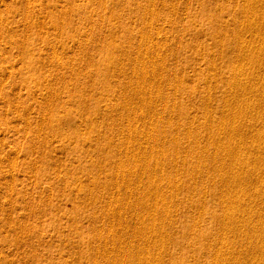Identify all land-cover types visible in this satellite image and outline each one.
Wrapping results in <instances>:
<instances>
[{"label":"rangeland","instance_id":"1","mask_svg":"<svg viewBox=\"0 0 264 264\" xmlns=\"http://www.w3.org/2000/svg\"><path fill=\"white\" fill-rule=\"evenodd\" d=\"M96 1H98V2H96ZM160 1L161 0H148V1L147 0H104V3H103V0L102 1L101 0H0V264H101L102 262H103L102 264H109L110 262H111L110 264H116L117 262L119 264V261H120V264H122V262H124L123 264H128V263L129 264H134V263L135 264L136 263L137 264H147V263L149 264L150 262H152L153 264H159L160 262L162 264H165V263L166 264H174V263H176V264H211V262H212V264H213V263L218 262V260H223L225 258V256H227V254H228V256H227L228 258L224 259V262L222 264H228L229 261H232L229 264H233L235 261L236 262L238 261L239 262V263L237 262L238 264H247V263L250 264V262H251V264L252 263L254 264L256 261H259L258 260L259 258L261 259L264 257V250L262 249V246H261V243L264 242L263 241L264 240L263 239V237H264V235H263V233H264V231H263L264 230V226H263L264 225L263 224V221H264V210H263L264 209V206H263L264 205V191H263L264 190V187H263L264 183L262 186V182L264 181V171H262V169L264 170V157L262 158V152L264 151V150H262L264 148V146L262 145L264 142V140H263L264 139V137H263L264 132H260V131H264V130H262V128H260V127L264 126V124H263L264 123L263 122L264 121V118H263V116H264L263 115L264 114V102H263L264 101V94H263L264 93V91H263V89H264L263 88L264 87L263 86L264 85V81H263L264 80V78H263L264 72L260 73V71H264V67H261L262 64H263L262 66H264V62H263L264 59L258 58L259 56H261V55L258 56V54L262 53L261 57H263V55H264V53L262 52V50L264 51V35H263L264 34V29H263L264 28V20L261 19L262 21H259L260 20L259 16L255 17L256 14L254 15L253 12H251L253 10L252 9L253 6L258 5L260 2L257 3L255 0H252V2H251V0H249V1L247 0V2L249 3L248 4L246 2V0H162L161 3H160ZM251 3H252V5H251ZM254 3L256 5H254ZM243 4H246V5L243 6ZM95 5H97V7ZM249 5L252 7H249ZM246 6H248V7H246ZM261 6H259V7H261ZM149 7H151V8H149ZM241 7L242 8L245 7V8L241 9ZM249 8H251L252 10L249 11L250 10ZM146 9L148 12L146 11ZM150 9H151V12H150ZM262 9L264 10V8H262ZM246 10H247V13H246ZM120 11H122V12L120 13ZM152 11L157 16H155L152 13ZM155 11H156V13H155ZM238 11H240V12H238ZM164 12H167V13H164ZM107 13H108V15H107ZM238 13H240V14H238ZM124 14H126V18H125ZM119 15H121V16H119ZM148 15H150V16H148ZM243 15H245V16L243 17ZM155 17H158V18H155ZM160 17H162V18H160ZM110 21H111V23H110ZM144 21H145V23H144ZM149 21L151 22L150 24H149ZM174 22H175V24H174ZM255 26H256V28H255ZM138 28H140V29H138ZM225 30H226V33H222L223 31L225 32ZM162 32L163 33L165 32V33L163 34ZM258 32H260V33H258ZM104 33H106V34L104 35ZM112 33H113V35H112ZM234 33H235V35H234ZM145 34L147 35V37L149 35L150 36L147 38ZM108 35H109V37H108ZM219 36H220V38L222 37L220 39L221 42L217 40ZM232 36H234L235 38L234 37L232 38ZM100 37H101V39H100ZM130 38H131V40H130ZM145 38H147L150 42L151 41L152 42L149 43V41H146L147 39L145 40ZM230 38H232V39H230ZM238 38L240 39V41L238 40ZM83 40H85V41H83ZM224 41H226V42H224ZM78 42L80 43V45ZM231 42H233L234 44L233 43L231 44ZM85 44H88L90 46H87ZM140 44H143V45H140ZM235 44L237 46L240 44L239 46L242 47V49L244 50V51L241 50V51H243V52H241L242 55H240V54L238 55L239 52L236 49L237 46H233ZM82 47H85V48H83V50H81ZM136 47H138L140 50L137 49ZM144 47H145V49L146 48H148V49L145 50ZM198 48H199V50H198ZM247 48H248V51H245ZM85 49H87V50H85ZM120 49H121V51H120ZM151 49H152V51H151ZM229 49L230 50L232 49V50L230 51ZM253 49H254V51H253ZM258 49L260 51H258ZM207 50H208V52H207ZM250 50L253 52H251ZM144 51H146L147 54ZM143 52H144V54H143ZM234 52L237 54H235ZM248 52H249V54L252 53L253 56H252V54H250V55L247 54ZM254 52H256V55L258 57L255 55ZM199 53L201 56L199 55ZM139 54H140V57H139ZM245 54L248 55L249 57L246 56ZM132 55L134 56V58L132 57V59H131L130 57ZM234 55H236V56H234ZM243 55H245L247 57V59L245 58V56L243 58ZM136 56L139 57L138 60H137ZM149 56H150V58H149ZM250 56H252L253 59L250 58ZM254 56H256L258 59H260V60H258L259 62H257V59ZM213 57H214V59H213ZM127 58H128V60H127ZM129 58H130V61H129ZM143 58H145L144 59L145 61L141 60ZM151 58H152V60H151ZM194 58L196 61L194 60ZM235 58H237V59H235ZM240 58L242 60H239ZM249 58H250V60H249ZM245 59L247 60V62L245 61ZM254 59H256V61ZM234 60H235V62H234ZM248 60L250 62H248ZM139 61H141V62H139ZM239 61H242L241 65L239 64L240 63ZM59 62H61V63H59ZM130 62L133 63L134 65H132ZM211 62L213 64V66L211 65ZM232 62H234L233 65H230V64H232ZM252 62H253V64H252ZM84 63H85V65H84ZM236 63H237V65H235ZM257 63H258V65H257ZM116 64H118V65H116ZM135 64L137 65V67ZM218 64H220V65H218ZM227 64H228V66H227ZM242 64H243V66H246V67H243ZM249 64L250 65L252 64L251 67L249 66ZM145 65H146V67H145ZM158 65H160V66H158ZM132 66H134L135 68H133ZM149 66H150V68L152 66H155L156 68L152 67L153 68V70H152V69L148 68ZM210 66H212L211 67L212 69L209 68ZM230 66H233V67L236 66L237 68L242 66L243 68H241V69L243 71L239 68L240 71H234L233 72L232 71L233 69H231ZM252 66L254 67V69ZM141 67H143L144 70ZM144 67L146 68V70ZM197 67H198V69H197ZM256 67L258 70L255 71ZM258 67H260V68H258ZM139 68L142 70L140 71ZM162 68L164 70H161ZM184 68H187V69H184ZM208 68H209V71H207ZM248 68L250 70H248ZM261 68H263V69L261 70ZM149 69L151 70V72ZM137 70L141 73H138ZM159 70L161 72H163L164 74H161V72ZM245 70H248L247 72L250 71V73L252 71V73L255 77H252L253 76L252 73L251 74L248 73L249 74L248 75ZM186 71H188V72H186ZM192 71L193 72L196 71V72L193 73ZM198 71H199V73H198ZM222 71H224V72H222ZM241 71L242 72L245 71L244 73H246V74H242ZM92 72H93V74H92ZM132 72H133V74H132ZM142 72H143V74H142ZM145 72L147 74H145ZM152 72L154 73V75H152L153 74ZM200 72H202V73H200ZM239 72H240V74H238ZM256 72H259V73H256ZM129 73H131V74H129ZM134 73H135V75L137 73V76L139 74L142 75L143 79H142V77H140V75L137 78V76H135ZM155 73H158V74H155ZM216 73H218L219 75L217 76ZM231 74H232V76H231ZM257 74L261 75V76H257ZM155 75H156V77H155ZM158 75H159V77H158ZM163 75H165V77ZM178 75H179V77H178ZM236 75L240 76L241 78L237 77ZM242 75H244V76H242ZM161 76H162V78H161ZM170 76H172V77H170ZM245 76H246V78H244ZM248 76H250V77H248ZM146 77H147V79H145ZM149 77L153 81H151ZM153 77H154V79H152ZM214 77L215 78L219 77V78L215 79ZM247 77L249 79L252 78V80H249ZM256 77H258V78H256ZM261 77L263 79H260V81L262 80L260 82L258 80ZM131 78L133 80H135L137 78V80L132 82L133 80ZM140 78H141V80H140ZM164 78H165V80H164ZM173 78H174V80H173ZM179 78H181V79H179ZM184 78H186V79H184ZM190 78L192 80H190ZM238 79L244 80V81H242L243 83L238 81ZM154 80H155V83H154ZM176 80H177V82H176ZM245 80H247V81H245ZM248 80H249V82H248ZM141 81L143 84L141 83ZM208 81L210 83H212L214 81V83H215V85L213 83L214 87L210 86L211 84ZM122 82H124V84ZM135 82H137V84ZM147 82H148V84L150 82L151 83L153 82L152 85L156 84L157 89L155 88L154 85L152 87L151 83L148 85ZM247 82L249 84L252 83L253 85L252 84L251 85L253 87H250L249 84L247 85L248 86L247 87L246 86ZM255 82L257 84H260V85H257ZM126 83H127V85H126ZM139 83H141V84L139 85ZM205 83H206V87H205ZM207 83H208V85H207ZM216 83L218 86L216 85ZM233 83L235 85H237V87L239 86L238 87L239 89L236 86H234ZM132 84L137 85L139 87L140 86H143V87H141L140 91H139V89H138L139 87L134 86ZM144 84H145V87H144ZM146 84H147V86H146ZM255 84L258 87L260 86L262 91H260V87L258 89ZM128 86L129 87L131 86V87L129 88ZM132 86H134V87H132ZM149 86H151V87L146 88ZM177 87H179V88H177ZM225 87H227V89ZM243 87L244 88L246 87L248 89H246V88L244 89ZM251 88L253 90H251ZM122 89H125V90H122ZM126 89H128V92ZM137 89H138V91H137ZM141 89L143 91H141ZM145 89L147 91H145ZM199 89H200V92H199ZM232 89H233V91H232ZM234 89H236L237 91ZM254 89H257V90H254ZM148 90H150V92H148ZM144 91L147 92L146 93L147 97L145 96L146 94ZM158 91L161 93H158ZM238 91H239V94H238ZM248 91H250V92H248ZM259 91L262 93H260ZM122 92H123V94H126V95L121 94ZM129 92H132L135 95L137 93L138 94L135 96L134 94L129 93ZM191 92H192V94H191ZM251 92L253 94L255 93V95L252 96L253 94H251ZM150 93H151V95L154 96L153 98L150 95ZM206 93H208V94H206ZM246 93H248V94L246 95ZM249 93L251 96L249 95ZM127 94H128V96H130L132 94L134 97L132 98L131 97L132 95H131L128 98ZM185 94H186V96H185ZM226 94H228V95L225 96ZM116 95H118V96H116ZM124 96L125 97L127 96V98H124ZM137 96H138V98H137ZM163 96L166 97V99ZM148 97L151 98L150 101L146 100V99L149 100ZM242 97H246V98H242ZM109 98L111 100H109ZM122 98L124 100L126 99L125 102L126 101L127 102L125 103ZM135 98H136V100H135ZM213 98H214V100L210 101V99H213ZM223 98L225 99V101H223L224 100ZM203 99H204V101H203ZM226 99H227V101H226ZM247 99H248V102L251 103V105L248 104ZM262 99H263V101H262ZM129 100H131V101L129 102ZM132 100H135L136 102L134 101L132 103ZM142 100H143V102H142ZM156 100L159 102H156ZM160 100H161V102H160ZM164 100H166V104H165ZM112 101L115 104H113ZM115 101H117V103ZM122 101L124 104L121 103ZM138 101H139V103H138ZM151 101H153V102H151ZM255 101L257 104L256 106H255ZM140 102H142L141 103L142 105L140 104ZM145 102L147 103V105L150 104L152 106V104H153L154 107L152 108L151 106L148 105V108H147L146 107L147 105ZM148 102H150V103H148ZM154 102L156 105L154 104ZM224 102H226V103H224ZM229 102H230V105L228 104ZM240 102L244 105L248 104L249 107L246 106L247 110L252 108V111H251V109L249 110L250 112L247 110L244 111V109H246V108L243 107L244 105H238V104H240ZM252 102H254V103H252ZM260 102H261V104H260ZM105 103L108 106H106ZM170 103H171V105H170ZM173 103H174V105H173ZM220 103L222 105H219ZM245 103H247V104H245ZM139 104H140V109H142V110H140L138 108ZM176 104L178 106L180 105L179 107H177L180 110L175 107ZM118 105H120V106H118ZM126 105H128V106L126 107ZM157 105H158V108L156 107ZM205 105H206V107H205ZM253 105H254V107H253ZM222 106L225 108L228 107V110H227V108L224 110V108ZM230 106L233 107V109H231ZM132 107H133L134 111L131 110ZM150 107H151V110L148 111L150 109ZM241 107L244 108L243 111H241V109H242ZM171 108H172V110H170ZM124 109L126 110L125 112L123 111ZM143 109L146 112H144ZM166 109L169 111H167V112L164 111ZM183 109H184V111H182ZM208 109L210 110V112L207 113L206 110L208 111ZM221 109L224 110L225 112L222 111ZM114 110H116V112ZM185 110H187V112L189 113L188 115H190L192 117L188 116ZM238 110H239V112H238ZM118 111L121 115H119ZM122 111L124 113H121ZM131 111H133L134 114L131 113ZM176 111L178 113L179 112L180 113L176 114L177 113ZM202 111H204V112H202ZM126 112H127V114H125ZM137 112H139V114ZM148 112H150V114H148ZM230 112H232V113L237 112L238 114L236 113L237 114L236 115L233 113L234 116H236V117H234L232 115V113H230ZM128 113L132 116H130ZM143 113H144V115L147 116L148 119H145L146 116H143ZM151 113H152V115H151ZM223 113H225L226 115ZM229 113L232 116H229ZM239 113L241 115H239ZM202 114L207 118L206 120L204 119L205 117ZM221 114L224 115V116H222V119L226 118V121H227L228 118L230 117L229 120L232 119L233 122L230 120V123H229V120H228L227 121L228 123H227L225 121V119L222 120ZM257 114L261 115L262 117L260 116L261 117L260 118V117L256 116ZM110 115H113V116L111 117ZM134 115H135V118H133ZM149 115H150V117H148ZM155 115H157V117ZM168 115L171 118L167 117ZM122 116L124 118H122ZM153 116L156 118H154ZM158 116H159V118H158ZM210 116H211V119H209ZM239 116L241 118H239ZM106 117H108V119ZM125 117H128V119L133 118V120L129 119V123H128V119L126 118V121H125ZM194 117H196V119ZM251 117H252V119H250ZM253 117L256 119L258 118L259 120H263L262 121L263 123H261V121H260L259 125H258L257 124L258 120H255ZM113 118H115L114 121H116V122H113ZM120 118H122L123 120ZM136 118L139 119V121ZM197 118H199L198 119L199 121L197 120ZM140 119L141 120L143 119L144 121L142 120L140 122ZM178 119H180V120L178 121ZM208 119L210 120V123H212V124L209 123ZM148 120H150L149 124L152 123L149 126L153 127L152 128L153 131L148 126V124H145V123H148ZM185 120H187V121H185ZM193 120H194V122H193ZM195 120L198 121L199 124L197 122H195ZM204 120L208 121V122H205V124L207 126L203 123ZM216 120H218V121L216 122ZM219 120L222 123L219 122ZM238 120H240L241 122ZM246 120H247V123H246ZM252 120H255V121H252ZM133 121H134V123H135V121H137L139 124L136 122L134 124L135 126L132 127ZM151 121H153V122H151ZM223 121L225 124L226 123L232 124L235 122L234 125H235L236 129H235V127L232 128L233 132L231 131L230 128H228V130H225L228 125L227 124L223 125L224 124ZM249 121H250V123H249V125H247ZM251 121H252V124H251ZM117 122H118V124H117ZM218 122L221 125H219ZM254 122H257V123H254ZM105 123L106 124L108 123V124L106 125ZM111 123H112V125H110ZM121 123H124L127 126V130H126V128L123 129L126 126L124 124H121ZM142 123H143V125H142ZM154 123L156 125H159V126L156 127V125ZM160 123H163V124L166 123V124H164L165 126H163V124H160ZM216 123H218V124H216ZM242 123L243 124L246 123V126L242 125ZM120 124L123 125L122 128L119 127ZM128 124H131V125L129 126ZM136 124L140 125V126L138 127ZM170 124H171V126H170ZM236 124H237V126H236ZM262 124H263V126H261ZM176 125H177V127H176ZM195 125L198 126V128L200 130L198 128H196ZM202 125H204L203 126L204 129L201 132V128H203V127H201ZM217 125L221 126L220 128L218 126V128H219L218 131H220V129H221L222 133H220L221 131L220 132L217 131V127H215ZM240 125H242V126H240ZM255 125L257 126L256 127L257 129H255V127H254ZM128 126L132 127L133 129L135 127V130H133L132 128H131V130H129ZM143 126L144 127L146 126L148 130L146 129V127L144 128ZM205 126H206V128H205ZM243 126L246 129H244ZM249 126L250 127L253 126V128L248 129ZM142 127H143V129H141ZM159 127L161 128V130ZM171 127H174L175 129L171 128ZM182 127H184V129ZM224 127H225V129H224ZM237 127L240 128L241 130H239ZM106 128H108V129L106 130ZM119 128H121V129H119ZM96 129H97V131H96ZM145 129L147 130V132H145L146 131ZM162 129H166L165 130L166 132ZM173 129H174V131H173ZM253 129H254V131H253ZM140 130L141 131L143 130V132L141 133ZM154 130H156V131H154ZM170 130L173 132H171ZM175 130H177V131H175ZM185 130H189L188 132L187 131L185 132V134L187 133L186 136L189 134V132H191L192 134L190 133L189 134L190 136L188 135L187 138H183L185 136V134L177 135L181 131H182V133H184ZM204 130H205V132H204ZM250 130H252V131H250ZM110 131L111 132L114 131V132L111 133ZM115 131H117V132H115ZM126 131H128V132H126ZM129 131H130V133H129ZM131 131L135 137H133V135L131 134ZM133 131H135V134H137V132H139V133L137 135H135ZM148 131H150V132H148ZM162 131H164V132H162ZM197 131H198V133H197ZM240 131H244V132H240ZM258 131L260 134L263 133L262 136L260 137V138H262V139H260L262 141V143H261V141H259L261 144L259 142H257L259 140L258 136H256L258 140L255 138V136L253 137L254 133H256ZM237 132H239L240 134H238ZM109 133H111V134H109ZM140 133H141V135H140ZM144 133H147V134H144ZM154 133H156V134H154ZM172 133L174 135L176 134L175 137H174V135L172 136ZM113 134H115V135L118 134V135H116V136L114 135V137H113ZM148 134H152V135H148ZM158 134H159V136H158ZM231 134H233L232 135L233 137H235L237 134V136L235 137L238 140L236 142V144H238V145L242 144L243 145V143H244L245 148L250 146L251 142L253 141V138H254V143L252 142V145L253 144L259 145V146L257 145L256 147H258L257 149H259L260 152L257 149H255L256 147L254 148V146H252V145L249 147V149L248 148L246 149V152L243 151L245 148L241 149V150L239 149V151L236 154V160L238 159L237 158V155H238V157L239 156L241 157L239 159H242L244 161L246 159V162H247V160L259 162V160L262 159L260 161L262 164L260 163V165H259L257 162L251 164L252 161H250V165H247V163L244 162L239 167L238 164L236 166L235 165L233 166L232 163L235 162L233 155L230 156V154H227L223 158L222 155H225V154H222L223 153L222 151H224L225 148L224 147L222 148V146L219 144H220L222 138H223L222 139L223 143H225V140H226L225 138H227V140H230L229 138H230ZM107 135H108V138L109 137H113V138H110L108 140ZM146 135H148V136H146ZM155 135H156V137H154V138H156V139H154V140L156 141V143H157V141L160 142V143H158V146L155 142H153L154 140L153 141L149 140V139H153V136H155ZM168 135L172 136L173 138L169 137ZM202 135H204V136H202ZM205 135H206V138H204ZM210 135L212 137L211 138L212 140L210 139ZM219 135H221V136H219ZM222 135H224V136H222ZM238 135H240V136H238ZM144 136H145V139H144ZM214 136L215 137L217 136V137L215 138ZM218 136L220 139L218 138ZM228 136H229V138H228ZM243 136H244V138L246 136L249 138L250 137H253V138L247 139V137H246V140L244 138H240ZM123 137L124 138L126 137L127 139H124ZM141 137H143L142 140H141ZM146 137H149L148 140ZM161 137H167V139L163 138V140H161ZM191 137H196V139L195 138L192 139ZM157 138L158 139L160 138V139L158 140ZM202 138L205 140H203ZM128 139L130 140V142H132L131 144L128 143L129 142ZM136 139H137V141H135ZM172 139H173V141L174 140L175 141L174 142L172 141V143H171ZM214 139L215 140L217 139V140L215 141ZM242 139H244V140H242ZM92 140H94V141H92ZM117 140L119 141L118 142L119 146L117 147V149H119L121 147L120 150L116 149ZM124 140H126V141H124ZM138 140H139V143H137ZM165 140H167V141H165ZM184 140H185V142H183ZM191 140H193L192 142H194V143L196 140L197 143L193 144V143H191ZM218 140H220V141H218ZM249 140H250V142H249ZM121 141L123 142L122 144H121ZM148 141L151 142L150 144H152V142H153V144H155L156 147L154 145H150L148 143ZM108 142L109 143L112 142L110 144H112L114 146L107 144ZM125 142H126V146L124 145ZM145 142L147 144L146 148H150L152 146L150 148L151 153H149L150 152L149 149H146L145 147H143L144 145L146 146ZM161 142L162 143L164 142V145ZM166 142H168V143H166ZM189 142H190V144H189ZM216 142H217V144H216ZM184 143L186 144V147H185ZM231 143H233V142L227 141L226 145H228V144L231 145ZM133 144L136 146V147L134 146L135 148L133 147ZM141 144H142V146H141ZM170 144H172V146ZM178 144L180 145L181 148L179 146H177ZM218 145L221 146L222 150L220 149V147ZM235 145L233 144L232 146H235ZM238 145H236L237 147L236 146L235 147L236 148H242V145H240V146H238ZM260 145H262L261 146L262 148L260 147ZM108 146H110V147H108ZM160 146H162L161 147L162 149L159 150ZM107 147L110 148L112 151H110V149L108 151ZM129 147H130V149H129ZM131 147L134 148V150L131 149ZM138 147H139V149H138ZM154 147H155V149H154ZM173 147H175V148H173ZM235 147H233V148H235ZM243 147H244V145H243ZM142 148H144V150ZM152 148L155 150V152L152 151L153 150ZM157 148H158V150H156ZM164 148L166 149V151ZM227 148L232 149L231 146H229ZM253 148H254V150H253ZM172 149H174V151ZM215 149H216V151H215ZM114 150H115L116 155L114 154ZM124 150L126 151L127 155L125 154ZM128 150H130L131 152L133 151V155H131L132 153ZM135 150H137L138 152ZM163 150L165 152L168 151L167 152L168 154L165 152L163 153ZM175 150H177V151H175ZM180 150L182 152H180ZM183 150L185 151V153ZM117 151H121L122 154H121V152L118 153ZM141 151L143 153L145 152V154H143ZM159 151H160V154L161 153H163V154L160 155ZM204 151H205V153H204ZM219 151H221V152H219ZM255 151H256V153H255ZM127 152H129V154ZM199 152H201V154ZM240 152H243L242 154L246 153V155H242V154L240 155ZM138 153H140L139 154L140 157H139ZM155 153H156V155H155ZM157 153L159 154V156ZM169 153H171L170 155H172L173 153H176V154H174V155H176V157H174L172 155L173 158H176V160H175L176 164H174L173 158L171 160V161H173L172 164H174V166L170 163L171 161L169 159H171V157H170ZM191 153H193V156ZM213 153H214V157H209V155L211 156ZM119 154L124 155V157H122V156L119 157ZM152 154H153V156H152ZM179 154H181V156H179ZM194 154H196V155H194ZM198 154H199V156H197ZM125 155L127 157H126L125 161H123L125 158ZM143 155L148 157V158L151 156V159L150 158L148 159V161L150 162L149 163L150 165L149 164H148V166L145 165V160H147V159ZM182 155H183L184 160L182 158ZM200 155H201V157H200ZM132 156L134 158L135 157L138 158V161L136 160V158L134 159ZM156 156L158 157V160L160 159L159 157L162 156L161 158L163 159V163L159 164V162H162V159H160L158 161V160H156L157 159ZM163 156L164 157L167 156L166 159H168L169 157L170 158L168 160H166V159H164ZM243 156H244V159H243ZM245 156H247V157L245 158ZM254 156H255V158H254ZM263 156H264V152H263ZM117 157L120 159H118ZM225 157H227V158H225ZM257 157L258 158L260 157V159H258ZM122 158H123V160H122ZM127 158L130 160H128ZM143 158H145V159L143 160ZM213 158H215V160H217L218 163L215 162ZM179 159L181 160V162L179 161ZM211 159H213V160H211ZM219 159H220L221 163L219 162ZM228 159H230V160H228ZM127 160H128V162H127ZM133 160L136 161V163ZM187 160L189 163H187ZM194 160H195V162H193ZM208 160H211V161L209 162ZM117 161H120V162L118 163ZM156 161H157V163L153 164ZM183 161L188 166H184L185 164L183 163ZM229 161H231V164ZM139 162H141V163L138 164ZM142 162H144V163H142ZM202 162H204V163L202 164ZM116 163L118 165L117 170L123 169L124 173L125 174L127 173L126 174L127 176H125L124 173L122 174L123 170H120L121 173L118 172L117 170L115 171V169H116L115 164ZM131 163L133 166L132 168H131ZM177 163H180L181 165H179V164L177 165ZM195 163H197V164H195ZM226 163H227V165H226ZM228 163H229V165H228ZM256 163L258 165L257 166L258 168H255ZM133 164L136 166L138 164L139 167L138 166L135 167ZM141 164H144V166L147 167L148 170H147V168H146V170H144L145 167L143 165L141 166ZM161 164L163 167L162 169L160 166ZM164 164L166 165V167L169 164V166L172 168H169V166H168L166 169ZM192 164H194L195 167H193ZM204 164L207 166H205ZM124 165H126L127 168L130 165L128 169L131 170L132 173H129L128 169ZM151 165L153 167L152 169H151ZM230 165L233 166V167H230L232 171L229 168ZM252 165H255V166H252ZM179 166H181L180 167L181 170L178 169ZM250 166H252L254 168H252V167L250 168ZM111 167H114L115 169L111 168ZM141 167L142 168L144 167V169H142ZM206 167H208V168H206ZM226 167H228V169L231 171L230 172L227 170V172L228 173L230 172L231 174L236 170V169H234V167L238 169L237 170L238 172L236 171L237 173H239V171L241 170L242 174L239 173V175L241 174L243 176H240L241 179L238 180L240 182V184L233 181L232 178H231V180L233 183L235 182L234 184H232L228 179H225V178H228L227 172H223L224 168H225L224 171L227 169ZM241 167L243 170L241 169ZM125 168H126L127 172H125ZM154 168H155V170H154ZM164 168H165V170H164ZM176 168L178 170H175ZM194 168L196 170H194ZM197 168H198V170H197ZM169 169L170 170L172 169V171H170ZM199 169H201V170L199 171ZM206 169H207V171H206ZM97 170H98V172H97ZM152 170H154V172H155L154 175H157V173H158L157 171H159L160 175L158 174L157 176H153ZM174 170H175V172H174ZM189 170H191V171H189ZM217 170H219V172H222L223 176H222V174L220 175ZM160 171H161V173H160ZM192 171L196 172L195 173L196 176L193 174L194 172L192 173ZM253 171H254V173H253ZM113 172L118 177L116 176L113 178V176L115 175ZM147 172H149L148 175L150 176V178H148L149 176L146 175ZM165 172H167V174L169 173V175H170V172H172L171 175H173V173L174 174L176 173V174L173 175V176H175L174 178L173 177L170 178L171 175L169 176ZM230 173L228 174V176L229 175L232 176ZM131 174H134V176L135 175L136 176L134 177ZM161 174L164 175V177L161 176ZM188 174L189 175L191 174V175L189 176ZM139 175H140V178L138 177ZM199 175H201V176H199ZM224 175H225V178H224ZM250 175H251V177H254V176L255 177L251 179ZM176 176H178V177L180 176V178H178ZM192 176H194V177H192ZM247 176H249V177H247ZM260 176H261V179H260ZM136 177H138L137 179L139 182L138 181L135 182L137 180ZM141 177H143L144 179ZM154 177H156L155 178L157 180L156 183L160 182V183H157V186H155L157 188L156 192L160 191L159 192L160 194L156 193V192L154 193V190H152L153 191L152 193L155 194L156 196H154L152 193H150L151 190H149L150 188L152 189V187H153V189H155L154 185H156V184H154L155 183L153 180ZM115 178L118 180H116ZM121 178L124 179V181ZM151 178H152V181H151ZM164 178H168L169 180L168 179L164 180ZM192 178L195 179V182L197 184L194 182V180H192ZM125 179H126V181H125ZM171 179L174 181L175 184H173L171 182L172 181ZM120 180H122V181H120ZM128 180H131V181L135 180L134 181L135 183H133V182L132 183L137 187H135L131 183V181H128ZM142 180L146 184H148V183L149 184L146 186L145 183L144 184L142 183ZM163 180H164V182H163ZM166 180H168V181H166ZM242 180H243V182H242ZM236 181H237V179H236ZM260 181H262V182H260ZM110 182H111V184H110ZM129 182L131 183V185ZM189 182H191V184H189ZM192 182L195 184V186L192 185L193 184ZM258 182L261 184H259ZM137 183H140V184L137 185ZM151 183H152V187L147 188V187H149V185H151ZM236 183H237V185H236ZM241 183H243V184H241ZM253 183L255 184L254 186H253ZM98 184L100 185V187ZM104 184H106L105 188L107 187V188H109V190L107 188L106 189L103 188ZM116 184L118 185V187L116 186ZM128 184L133 188H131ZM210 184H211V186H210ZM238 184L241 185L239 187L241 189L238 188V186H239ZM110 185H111L112 189L110 188ZM122 185H123V187H121ZM163 185L166 186L165 187L166 189L165 188L162 189ZM167 185L169 187H167ZM171 185L173 187H171ZM177 185H180V186H177ZM232 185H234L233 188H231ZM260 185H261V188H258V187H260ZM101 186H103V187L101 188ZM196 186H197V188L200 186L199 189H196ZM256 186L258 189L256 188ZM176 187H177V189H176ZM178 187H179V190H178ZM184 187L187 191L186 193H188L189 195L185 193ZM202 187H203V189L205 187V189L203 190ZM228 187L230 188V192H229ZM235 187L237 188V190L239 189L238 193L240 195L236 194L237 190L234 192H232L233 190L231 191V189L235 190ZM88 188H89L90 192H89ZM116 188H117V191H116ZM135 188H136V190H134ZM169 188L172 189V191H170ZM245 188L247 189V191L245 190ZM124 189H126V190H124ZM144 189H146V191ZM128 190H129V192H128ZM163 190L165 191V193ZM200 190H203V191H200ZM218 190L221 192V194H220L221 196H217L220 193ZM253 190H256V193ZM141 191H143V192H141ZM173 191H175V192H173ZM190 191H191V193H190ZM241 191H243L242 194H241ZM106 192H107V194H105ZM202 192H204V193H202ZM215 192H217L218 194L216 193L217 195H215ZM226 192H229L227 194H230V196H231V197L229 196L230 199L232 198V195L234 194L233 195L234 201H231L232 199L231 200H228V199L225 200ZM247 192H249V193H247ZM109 193L112 195H110ZM122 193H123V195H122ZM132 193H133V195L131 196ZM144 193H146L148 195L143 196ZM169 193H171V194L169 195ZM98 194L100 197H98ZM100 194H102V195H100ZM115 194L118 196V199L116 196H114ZM120 194H121V196H120ZM124 194H126L128 196H126V195L124 196ZM134 194L136 196L138 194L139 197L134 196ZM149 194L151 196V200L148 198V197H150ZM158 194H159L161 199L158 198L159 197ZM166 194H168L167 199H165ZM107 195H109L110 197L108 196V198H106ZM161 195H164V197L162 198ZM184 195L187 197H185ZM86 196L88 198H86ZM93 196H95V198ZM111 196H112V198H111ZM113 196L116 198H113ZM168 196L171 200L168 198ZM171 196L173 198H171ZM198 196L200 197L199 200H197ZM202 196L205 198H203ZM123 197H124L125 201H124ZM133 197H134V199H133ZM142 197L143 198L146 197L148 200L143 199V201H144L143 202L141 199ZM156 197H157V199H156ZM222 197L224 198V201H223ZM235 197L239 201H237V199H235ZM135 198H136V200H135ZM177 198H178V200H177ZM188 198H191V199H188ZM242 198H243V201H241ZM251 198H252V200H251ZM152 199L155 201V203ZM253 199L256 202L254 201L253 205H252ZM114 200H115V202H116V200L117 201L119 200V202H117V205L114 202ZM126 200L128 202L130 201L131 205H129L130 203L128 204V202H126ZM132 200H134V201H132ZM145 200H147V201H145ZM162 200H163V202L166 201V202H164V204L167 203L169 200H170V202H174L172 204L170 202L168 203L170 205V207L172 206V208L173 207L174 208L173 209L170 207L166 208V206L168 204L163 205ZM200 200H201V202H200ZM135 201H137V202L141 201V202L140 203L138 202V204H137V203H135ZM230 201H231V204H229ZM235 201L237 203L239 202L238 204L240 207L238 206V204H236ZM96 202L98 205L96 204ZM107 202H109V203H107ZM120 202H122V204ZM149 202H150V205H152V202H153L155 204V206H157V207L152 205V207L149 206V208H147L146 206L149 205L148 204ZM160 202H161L162 206H159ZM125 203H127V204H125ZM133 203H135V204L133 205ZM203 203H204V205H203ZM224 203H228L227 205H229V207H230V205L233 206V208H234V206H236L234 208V209L237 208L236 211H238L240 208V210H241L240 214L241 215H239V211H238V213L236 211L234 212L233 208L226 207V204H224ZM232 203H233V205H232ZM254 203H255V205H254ZM99 204H101V205L99 206ZM108 204H110V206ZM124 204L126 206H129L130 208L123 206ZM136 204H137V206H136ZM139 204H142V205H139ZM199 204H201L203 206H200ZM245 204L247 207L245 206ZM105 205H107V206H105ZM241 205H242V207H241ZM184 206H186V208H188V209L184 208ZM251 206H252V208H251ZM110 207H111V209H110ZM124 207H126L125 211H124ZM140 207H142V208H140ZM161 207H162V209H161ZM200 207H202V208H200ZM224 207H226V208H224ZM261 207H263V208H261ZM112 208L114 211L112 210ZM116 208H117V211H116ZM118 208L122 212L118 211ZM143 208H144V210H143ZM151 208H153V209H151ZM159 208L161 209V211H159L160 210ZM247 208L250 210L252 209V212H254V213L257 212V213L252 214V212L248 211ZM253 208L254 209L256 208L257 210H253ZM98 209H100V211ZM129 209H130V211H129ZM174 209L177 211H175ZM192 209H194V210L192 211ZM195 209L198 211L200 209L201 211L198 212V211H195ZM230 209H232L231 211L233 212V215L231 216V218L229 217V219H228L225 214L226 213H232V212H230ZM126 210H128V211H126ZM139 210L142 213L143 212L145 213V211H146L145 214L143 213L145 216H142L143 214H141V212ZM224 210H226L227 212ZM105 211H107V212H105ZM135 211L137 213H135ZM151 211H153V213ZM158 211H159V215L156 214V212H158ZM165 211L167 212L166 213L167 215H163L165 213ZM190 211H191V213H190ZM223 211L226 213H224ZM242 211H244V212L242 213ZM247 211L249 212V214L251 213V215L254 217L253 220L251 219V217H252L251 215L249 217V214H247ZM149 212L152 213V215L149 214L150 216H147V214ZM194 212L195 213L197 212L196 217H195ZM221 212H223V214H221ZM101 213H102V215H100ZM111 213H113L114 215ZM118 213L121 216L120 219L118 218L119 217ZM154 213H155V215L153 216ZM236 213L238 215L237 216L238 218L240 216L243 217V218L240 217V219L241 220L244 219L249 225L246 224L245 221L243 224V222H242L243 220L242 221L240 219L236 220V218H237ZM115 214H116V216H115ZM122 214H124V215H122ZM129 214H131L130 218H129V216H130ZM135 214H138V218L136 215V218L138 219V221L136 218H134V220L131 219V218L135 217ZM242 214H244V215H242ZM90 215H91V217H90ZM105 215H106V217H105ZM110 215H112V216L110 217ZM168 215H169V217H168ZM188 216H190V217H188ZM223 216L230 221L227 222ZM246 216L248 218H246ZM115 217H116V219H115ZM141 217L145 218V221L142 220ZM156 217H157V219H156ZM158 217H159V219H158ZM192 217H194V218H192ZM151 218H153L154 221ZM232 218H233V221H235L234 222L235 225L231 224V223H233V221L231 220ZM113 219L116 220V224H114L115 220H113ZM139 219H141V220H139ZM147 219H149L150 221H153V222H150ZM218 219L219 220L221 219L223 221H221V223H220V221ZM250 219L252 221H254V225ZM211 220H212V222H211ZM111 221L113 222L112 227L110 226L111 224L109 225V223H111ZM117 221L118 222L122 221L121 225ZM134 221L136 223L140 222L141 224H143V223H145V224L141 225L139 223L140 226H138V224L136 225V223L135 224L133 223ZM157 221L161 222L162 225H160L161 223H158ZM162 221L164 222V224ZM167 221L168 222L171 221V222L168 223ZM236 221H239V222H236ZM249 221L252 224H250ZM257 221L260 224H258ZM155 222L157 223V226H155L156 225ZM117 223L120 226L117 225ZM132 223H133V225H135L138 228L133 226ZM152 223H153V225H152L153 228L151 227ZM172 223H174V224H172ZM229 223L232 225V227L230 226ZM239 223L241 225L243 224L245 226V228H243V226L240 227L241 225H239ZM261 223H262V225H261ZM126 224H128V225L125 226ZM129 224H131V225H129ZM223 224L228 229L230 227L231 228L229 230L227 228H221V227H224ZM226 224H227V226H226ZM108 225L110 226V228L106 227ZM171 225L172 226L174 225V226L172 227ZM220 225H221V227H220ZM237 225H238V228L240 227L239 229L237 227H234ZM251 225H253V226H251ZM259 225L262 227L260 228ZM113 226L115 227L116 230H112ZM117 226L120 228H117ZM128 226L129 227L131 226V227L128 228ZM141 226H143V228ZM146 226L148 227L147 229H150V227H151V229L147 230L145 228ZM160 226H162L161 227L162 229L160 228L161 230H159V228H158ZM189 226L192 228V232L190 231L191 228H189ZM198 226H199V228H198ZM133 227H134L133 231L135 234L132 231ZM154 227H157V228H154ZM219 227L221 229H225L226 231L228 230L227 233L229 231L230 232L232 231V232L231 233L229 232L228 235H226V232H224V230H221ZM121 228H123L125 230L123 231V230H121ZM166 228H168L170 231ZM172 228H174V229H172ZM232 228H234V230ZM254 228H255L254 231L258 230V228H259V231L256 234H255V232L252 231ZM262 228H263V230H261ZM108 229H110V231H108ZM118 229L120 232L118 231ZM142 229L145 230L146 232L148 231L147 233L148 234L150 233V234L148 235L145 231L141 232L140 230H142ZM153 229L161 231L163 235L167 236V237H165L162 235L163 236L162 241L164 240L162 245H161L162 242L160 243L161 232H158L156 230L153 231ZM218 229H219V231H218ZM250 229H251V231H250ZM166 230H167V233H165ZM235 230H237L238 235L236 234ZM116 231H118V232H116ZM171 231L172 232L174 231V233L172 234ZM248 231L251 232L252 235H251V233H248ZM138 232H140L141 235L138 234ZM188 232H191V233H188ZM220 232L223 235L222 234L220 235L219 234ZM124 233H126L127 236ZM158 233H160V234H158ZM253 233H254V235H253ZM132 234H134V235L131 236ZM137 234L139 236H137ZM168 234H170V236H172L174 238L169 237ZM247 234H249V235H247ZM97 235L99 237H97ZM121 235H123L124 237H122ZM142 235H143V237H144V235L146 237L143 239L141 237ZM150 235L151 236L153 235L154 238L151 239ZM157 235H159L160 237ZM243 235H244V237L245 236L246 237L244 238ZM125 236L127 239H125ZM130 236L134 239H132ZM148 236H150L149 241H151V242L150 243L148 242V244H147ZM205 236H206V238H205ZM208 236H209V238H208ZM219 236L220 237L222 236L221 238L223 240H225L224 238L226 237L227 238L225 240V241H227L226 243L229 242L228 245H230V246L233 245V248H231L230 251H227L226 255L224 253L225 251L223 252V248L221 246L222 243H225V241H223V240L220 241L221 238ZM232 236H233V242L234 243L231 242L232 238H230V237H232ZM249 236H251V238ZM260 236H261V239H260L261 241L257 240L260 238ZM102 237L105 239L103 240ZM111 237H113V238H111ZM164 237L167 238V240L164 239ZM194 237H196V238H194ZM213 237H216V239L215 238L213 239ZM107 238L110 240L112 239L111 242ZM118 238H121V239H118ZM130 238L132 239L131 243L129 242ZM135 238H136V241H135ZM197 238L199 241L197 240ZM201 238H203V239H201ZM246 238H248V240ZM106 239L108 240L109 244L107 243ZM116 239H118V240H116ZM131 239H130V241H131ZM140 239L145 240V241L143 242ZM153 239L155 241H152ZM156 239H160V240H156ZM170 239L173 241L171 242ZM218 239H219V241H217V243L215 244L216 240H218ZM238 239H239V241H238ZM243 239H245V240H243ZM123 241H124V243H123ZM166 241H167V243H166ZM193 241H194V243L197 241L196 242L197 244H194ZM206 241L209 245L205 243ZM213 241H215V242H213ZM249 241H250L251 245L253 243L252 246L249 245L250 244ZM258 241L260 242V244L258 243ZM98 242H100V243H98ZM113 242H115V243H113ZM188 242H189V246H188ZM219 242H220V245H218ZM242 242H244L243 243L244 247L241 245ZM101 243L105 247L104 246L102 247L100 245ZM110 243H112V245ZM121 243L125 244V245H121ZM256 243H257V245L258 244L259 245L257 246ZM135 244H136V246H135ZM144 244H145V246H144ZM151 244L153 246L152 249H151ZM204 244H205V246H204ZM94 245L95 246L98 245V246L95 247ZM108 245H111L112 248H110V246H108ZM127 245H128V247H127ZM146 245H148V246H146ZM159 245L162 247L158 248ZM199 245H200V247H199ZM214 245H217V246H215L216 248L214 247ZM245 245H247V246H245ZM120 246L122 247V249L120 248ZM129 246H130V248H129ZM156 246H157V248H156ZM185 246H186V248H185ZM206 246L207 247L210 246V247L206 248ZM240 246H241V248H240ZM254 246L256 248H254ZM107 247H109V248L107 249ZM133 247L136 249V251L134 250ZM146 247H147L146 252L149 249H151L148 252L149 256H148V254H145L146 252L144 250ZM180 247H181V249H180ZM217 247L219 249L221 248L220 249L221 251L220 250L217 251L218 256H216L217 255L216 250L218 249ZM100 248L103 251L100 250ZM103 248L106 249L107 252H110L109 253L110 255H108L107 253L105 255H102L105 253ZM154 248L156 251L153 250ZM167 248L169 251L167 250ZM95 249H96V251H94ZM109 249H111L112 251L111 250L109 251ZM120 249L124 253L119 251ZM157 249L158 250L160 249L159 251L161 253L162 252L163 253L161 254L159 251H157ZM124 250H126V251H124ZM139 250H141L143 252V255H142V252ZM257 250L262 251V254L260 253V251L257 252ZM115 251H116V253H115ZM127 251L128 252L130 251V252L128 253ZM153 251H155L154 254L159 255V257H156L153 254ZM213 252H215V254ZM236 252H238V254ZM240 252L242 254H240ZM250 252L251 253L254 252V253L251 255ZM119 253L121 256L119 255ZM150 253H152V254H150ZM231 253H232L233 258L231 256ZM99 254H101L102 256ZM131 254H132V256H131ZM163 254H164V256H163ZM234 254H236V255H234ZM260 254H261V256H260ZM136 255H137V257H136ZM144 255H145V257L146 256L148 257V260L144 259L145 258ZM177 255H179V256H177ZM262 255H263V257H262ZM127 256H129L130 259ZM142 256H143V258H141ZM154 256L157 258V259L155 258L156 261H154L155 259L153 260ZM222 256H223V259H222ZM256 256L259 258H257ZM111 257L112 258L114 257V259H112ZM120 257H122V259L118 260V258H120ZM213 257H216V258H213ZM248 257L251 258V261L249 260L250 258H248ZM254 257L256 258V260ZM135 258L137 259V261ZM150 258H152V260H150ZM161 258H163V260ZM229 258H230V260H229ZM106 259H107V261H106ZM131 259H133L134 262ZM139 259L140 260L143 259L145 261L147 260L149 262H147V261L145 262L143 260L140 261ZM216 259H217V261H216ZM236 259H238V260H236ZM121 260H123V261H121ZM166 260H167V262H166ZM225 260L226 261L229 260V261L226 262ZM240 260H242V261H240ZM254 260H255V262H254ZM112 261H114V263ZM129 261L132 263H130ZM260 261H261V263H260ZM260 261L258 262V264H262V263L264 264V259H261ZM219 262H222V261H219ZM236 262L234 264H236ZM152 263H150V264H152Z\"/></svg>","mask_w":264,"mask_h":264},{"label":"bare ground","instance_id":"2","mask_svg":"<svg viewBox=\"0 0 264 264\" xmlns=\"http://www.w3.org/2000/svg\"><path fill=\"white\" fill-rule=\"evenodd\" d=\"M101 1H102V0H101ZM147 1H148V0H147ZM161 1H162V0H161ZM161 1H160V3H161ZM248 1H249V0H248ZM255 1H256L257 3L260 2V3H259L260 5H259V4H258V5H259V6L262 5V6L259 7L258 5H256V4L254 3V5H256V6H253V8H252L253 10H252L251 8H249V9H250L249 11L252 10L251 12H253L254 15L256 14L255 17H256V16H259V19H260V20H259L258 18H257V19H258L259 21H262L261 19L264 20V10L262 9V8H264V0H255ZM255 1H254V2H255ZM96 2H98V1H96ZM99 2H100V1H99ZM112 2H113V1H112ZM122 2H123V1H122ZM163 2H164V1H163ZM163 2H162V3H163ZM243 2H244V1H243ZM246 2H247V0H246ZM251 2H252V0H251ZM103 3H104V0H103ZM156 3H157V2H156ZM234 3H235V2H234ZM247 3H248V2H247ZM101 4H102V3H101ZM125 4H126V3H125ZM238 4H239V3H238ZM248 4H249V3H248ZM102 5H103V4H102ZM126 5H127V4H126ZM130 5H131V4H130ZM150 5H151V4H150ZM150 5H149V6H150ZM153 5H154V4H153ZM244 5H246V4H243V6H244ZM251 5H252V3H251ZM95 6L97 7V5H95ZM147 6H148V5H147ZM122 7H123V6H122ZM127 7H128V6H127ZM183 7H184V6H183ZM246 7H248V6H246ZM249 7H252V6L249 5ZM112 8H113V7H112ZM143 8H144V7H143ZM149 8H151V7H149ZM243 8H245V7H243ZM243 8L241 7V9H243ZM96 9H97V8H96ZM130 9H131V8H130ZM144 9H145V8H144ZM155 9H156V8H155ZM162 9H163V8H162ZM241 9H240V10H241ZM141 10H142V9H141ZM152 10H153V9H152ZM156 10H157V9H156ZM163 10H164V9H163ZM163 10H162V11H163ZM166 10H167V9H166ZM97 11H98V10H97ZM134 11H135V10H134ZM134 11H133V12H134ZM146 11H147V9H146ZM153 11H154V10H153ZM153 11H152V13H153ZM243 11H244V10H243ZM109 12H110V11H109ZM111 12H112V11H111ZM121 12H122V11H120V13H121ZM129 12H130V11H129ZM147 12H148V11H147ZM150 12H151V9H150ZM238 12H240V11H238ZM93 13H94V12H93ZM155 13H156V11H155ZM164 13H167V12H164ZM164 13H163V14H164ZM173 13H174V12H173ZM246 13H247V10H246ZM89 14H90V13H89ZM143 14H144V13H143ZM153 14H154V13H153ZM153 14H152V15H153ZM238 14H240V13H238ZM100 15H101V14H100ZM107 15H108V13H107ZM113 15H114V14H113ZM124 15H125V18H126V14H124ZM154 15H155V14H154ZM159 15H160V14H159ZM251 15H252V14H251ZM254 15H253V16H254ZM119 16H121V15H119ZM148 16H150V15H148ZM155 16H157V15H155ZM165 16H166V15H165ZM244 16H245V15H243V17H244ZM253 16H252V17H253ZM89 17H90V16H89ZM99 17H100V16H99ZM106 17H107V16H106ZM110 17H111V16H110ZM132 17H133V16H132ZM141 17H142V16H141ZM153 17H154V16H153ZM246 17H247V16H246ZM246 17H245V18H246ZM81 18H82V17H81ZM97 18H98V17H97ZM115 18H116V17H115ZM115 18H114V19H115ZM119 18H120V17H119ZM121 18H122V17H121ZM146 18H147V17H146ZM149 18H150V17H149ZM155 18H158V17H155ZM160 18H162V17H160ZM248 19H249V18H248ZM251 19H252V18H251ZM255 19H256V18H255ZM139 20H140V19H139ZM162 20H163V19H162ZM253 20H254V19H253ZM108 21H109V20H108ZM111 21H112V20H111ZM111 21H110V23H111ZM117 21H118V20H117ZM151 21H152V20H151ZM171 21H172V20H171ZM82 22H83V21H82ZM90 22H91V21H90ZM136 22H137V21H136ZM160 22H161V21H160ZM113 23H114V22H113ZM141 23H142V22H141ZM144 23H145V21H144ZM150 23H151V22L149 21V24H150ZM152 23H153V22H152ZM161 23H162V22H161ZM89 24H90V23H89ZM114 24H115V23H114ZM147 24H148V23H147ZM165 24H166V23H165ZM174 24H175V22H174ZM195 24H196V23H195ZM118 25H119V24H118ZM137 25H138V24H137ZM143 25H144V24H143ZM163 25H164V24H163ZM166 25H167V24H166ZM168 25H169V24H168ZM114 26H115V25H114ZM121 26H122V25H121ZM139 26H140V25H139ZM146 26H147V25H146ZM155 26H156V25H155ZM164 26H165V25H164ZM174 26H175V25H174ZM116 27H117V26H116ZM151 27H152V26H151ZM156 27H157V26H156ZM158 27H159V26H158ZM170 27H171V26H170ZM170 27H169V28H170ZM89 28H90V27H89ZM97 28H98V27H97ZM159 28H160V27H159ZM163 28H164V27H163ZM203 28H204V27H203ZM255 28H256V26H255ZM255 28H254V29H255ZM138 29H140V28H138ZM143 29H144V28H143ZM161 29H162V28H161ZM259 29H260V28H259ZM263 29H264V28H263ZM91 30H92V29H91ZM113 30H114V29H113ZM223 30H224V29H223ZM164 31H165V30H164ZM219 31H220V30H219ZM255 31H256V30H255ZM136 32H137V31H136ZM136 32H135V33H136ZM138 32H139V31H138ZM147 32H148V31H147ZM154 32H155V31H154ZM168 32H169V31H168ZM221 32H222V31H221ZM260 32H261V31H260ZM260 32H258V33H260ZM84 33H85V32H84ZM91 33H92V32H91ZM96 33H97V32H96ZM96 33H95V34H96ZM110 33H111V32H110ZM149 33H150V32H149ZM157 33H158V32H157ZM162 33H163V32H162ZM164 33H165V32H164ZM164 33H163V34H164ZM222 33H226V30H225V32L223 31ZM262 33H263V32H262ZM262 33H261V34H262ZM101 34H102V33H101ZM101 34H100V35H101ZM105 34H106V33H104V35H105ZM168 34H169V33H168ZM112 35H113V33H112ZM117 35H118V34H117ZM138 35H139V34H138ZM145 35H146V34H145ZM161 35H162V34H161ZM202 35H203V34H202ZM215 35H216V34H215ZM221 35H222V34H221ZM234 35H235V33H234ZM263 35H264V34H263ZM76 36H77V35H76ZM78 36H79V35H78ZM84 36H85V35H84ZM149 36H150V35H149ZM149 36H148V37H149ZM154 36H155V35H154ZM194 36H195V35H194ZM91 37H92V36H91ZM106 37H107V36H106ZM108 37H109V35H108ZM146 37H147V35H146ZM148 37H147V38H148ZM163 37H164V36H163ZM214 37H215V36H214ZM214 37H213V38H214ZM233 37H234V36H232V38H233ZM84 38H85V37H84ZM84 38H83V39H84ZM88 38H89V37H88ZM147 38H145V40H146ZM152 38H153V37H152ZM154 38H155V37H154ZM158 38H159V37H158ZM161 38H162V37H161ZM221 38H222V37H221ZM221 38H220V36H219L217 40L220 41ZM232 38H230V39H232ZM234 38H235V37H234ZM239 38H240V37H239ZM239 38H238V40L240 41ZM100 39H101V37H100ZM85 40H86V39H85ZM85 40H83V41H85ZM130 40H131V38H130ZM145 40H144V41H145ZM155 40H156V39H155ZM101 41H102V40H101ZM146 41H149V40L147 39ZM162 41H163V40H162ZM151 42H152V41H151ZM151 42L149 41V43H151ZM153 42H154V41H153ZM157 42H158V41H157ZM220 42H221V41H220ZM224 42H226V41H224ZM78 43H79V42H78ZM78 43H77V44H78ZM140 43H141V42H140ZM163 43H164V42H163ZM232 43H233V42H231V44H232ZM240 43H241V42H240ZM143 44H144V43H143ZM143 44H140V45H143ZM145 44H146V43H145ZM220 44H221V43H220ZM220 44H219V45H220ZM226 44H227V43H226ZM233 44H234V43H233ZM236 44H237V43H236ZM236 44L233 45V46H237ZM79 45H80V43H79ZM85 45L90 46V45H88V44H85ZM136 45H137V44H136ZM159 45H160V44H159ZM164 45H165V44H164ZM164 45H163V46H164ZM205 45H206V44H205ZM221 45H222V44H221ZM239 45H240V44H239ZM239 45L236 47V49H237L238 52H239L238 55H239V54L242 55L241 52H243L244 50H243L242 47H240ZM262 45H263V44H262ZM65 46H66V45H65ZM81 46H82V45H81ZM83 46H84V45H83ZM149 46H150V45H149ZM79 47H80V46H79ZM79 47H78V48H79ZM85 47H86V46H85ZM85 47H82V49H81V48H80V49L83 50V48H85ZM115 47H116V46H115ZM131 47H132V46H131ZM142 47H143V46H142ZM145 47H146V46H145ZM145 47H144V49H145ZM160 47H161V46H160ZM198 47H199V46H198ZM211 47H212V46H211ZM248 47H249V46H248ZM258 47H259V46H258ZM260 47H261V46H260ZM262 47H263V46H262ZM89 48H90V47H89ZM136 48L139 49L138 47H136ZM149 48H150V47H149ZM205 48H206V47H205ZM232 48H233V47H232ZM90 49H91V48H90ZM130 49H131V48H130ZM137 49H136V50H137ZM142 49H143V48H142ZM146 49H148V48H146ZM146 49H145V50H146ZM166 49H167V48H166ZM236 49H235V50H236ZM244 49H245V48H244ZM66 50H67V49H66ZM85 50H87V49H85ZM139 50H140V49H139ZM198 50H199V48H198ZM208 50H209V49H208ZM208 50H207V52H208ZM229 50H230V49H229ZM231 50H232V49H231ZM231 50H230V51H231ZM237 50H236V51H237ZM241 50H243V51H241ZM120 51H121V49H120ZM151 51H152V49H151ZM161 51H162V50H161ZM217 51H218V50H217ZM219 51H220V50H219ZM236 51H235V52H236ZM245 51H248V48H247ZM250 51H251V50H250ZM253 51H254V49H253ZM253 51H251V52H253ZM258 51H260V50L258 49ZM144 52L146 53V51H144ZM144 52H143V54H144ZM147 52H148V51H147ZM149 52H150V51H149ZM200 52H201V51H200ZM232 52H233V51H232ZM235 52H234V53H235ZM262 52L264 53L263 50H262ZM88 53H89V52H88ZM154 53H155V52H154ZM156 53H157V52H156ZM193 53H194V52H193ZM213 53H214V52H213ZM230 53H231V52H230ZM230 53H229V54H230ZM244 53H245V52H244ZM244 53H243V54H244ZM254 53H255V55H256V52H254ZM131 54H132V53H131ZM131 54H130V55H131ZM146 54H147V53H146ZM146 54H145V55H146ZM151 54H152V53H151ZM217 54H218V53H217ZM235 54H237V53H235ZM247 54H249V52H248ZM250 54H252V53H250ZM250 54H249V55H250ZM55 55H56V54H55ZM89 55H90V54H89ZM134 55H135V54H134ZM197 55H198V54H197ZM199 55H200V53H199ZM212 55H213V54H212ZM238 55H237V56H238ZM245 55H246V54H245ZM245 55H243V58H244ZM259 55L262 56V53H261V54H258V56H259ZM124 56H125V55H124ZM126 56H127V55H126ZM141 56H142V55H141ZM200 56H201V55H200ZM234 56H236V55H234ZM246 56H248V55H246ZM246 56H245V58L247 59ZM252 56H253V54H252ZM252 56H250V58L253 59ZM256 56H257V55H256ZM256 56H254V57H256ZM258 56H257V57H258ZM261 56H259L258 58H260V59H264V58H263L264 55H263V57H261ZM55 57H56V56H55ZM88 57H89V56H88ZM88 57H87V58H88ZM91 57H92V56H91ZM132 57L134 58L133 55H132L130 58L132 59ZM139 57H140V54H139ZM139 57L136 56L137 60L139 59ZM152 57H153V56H152ZM166 57H167V56H166ZM238 57H239V56H238ZM240 57H241V56H240ZM248 57H249V56H248ZM257 57H256L257 62H259L258 60H260V59H258ZM71 58H72V57H71ZM130 58H129V61H130ZM141 58H142V57H141ZM149 58H150V56H149ZM160 58H161V57H160ZM190 58H191V57H190ZM192 58H193V57H192ZM241 58H242V57H241ZM241 58H240L239 60H242V59H243V58H242V59H241ZM250 58H249V60H250ZM69 59H70V58H69ZM121 59H122V58H121ZM144 59H145V58H143V59H141V60H144ZM197 59H198V58H197ZM213 59H214V57H213ZM213 59H212V60H213ZM235 59H237V58H235ZM246 59H245V61L247 62ZM252 59H251V60H252ZM256 59H254V60L256 61ZM124 60H125V59H124ZM127 60H128V58H127ZM146 60H147V59H146ZM148 60H149V59H148ZM151 60H152V58H151ZM160 60H161V59H160ZM194 60H195V58H194ZM205 60H206V59H205ZM249 60H248V62H250ZM135 61H136V60H135ZM144 61H145V60H144ZM155 61H156V60H155ZM155 61H154V62H155ZM174 61H175V60H174ZM195 61H196V60H195ZM236 61H237V60H236ZM127 62H128V61H127ZM139 62H141V61H139ZM180 62H181V61H180ZM193 62H194V61H193ZM208 62H209V61H208ZM215 62H216V61H215ZM234 62H235V60H234ZM234 62H232V64H230V65H233ZM239 62H240L239 64L241 65V62H242V61H239ZM263 62H264V60H263ZM59 63H61V62H59ZM130 63H131V62H130ZM142 63H143V62H142ZM159 63H160V62H159ZM171 63H172V62H171ZM204 63H205V62H204ZM206 63H207V62H206ZM216 63H217V62H216ZM216 63H215V64H216ZM225 63H226V62H225ZM73 64H74V63H73ZM91 64H92V63H91ZM113 64H114V63H113ZM131 64L134 65L133 63H131ZM145 64H146V63H145ZM156 64H157V63H156ZM191 64H192V63H191ZM209 64H210V63H209ZM215 64H214V65H215ZM239 64H238V65H239ZM243 64H244V63H243ZM243 64H242V66H243ZM252 64H253V62H252ZM252 64H251V65H252ZM60 65H61V64H60ZM63 65H64V64H63ZM63 65H62V66H63ZM77 65H78V64H77ZM84 65H85V63H84ZM116 65H118V64H116ZM135 65H136V64H135ZM141 65H142V64H141ZM154 65H155V64H154ZM168 65H169V64H168ZM201 65H202V64H201ZM211 65L213 66L212 62H211ZM216 65H217V64H216ZM218 65H220V64H218ZM235 65H237V63H236ZM244 65H245V64H244ZM247 65H248V64H247ZM251 65L249 64L250 67H251ZM255 65H256V64H255ZM255 65H254V66H255ZM257 65H258V63H257ZM259 65H260V64H259ZM262 65H263V64H262ZM262 65H261V67H264V66H262ZM65 66H66V65H65ZM70 66H71V65H70ZM143 66H144V65H143ZM155 66H156V65H155ZM155 66H152V67H153V68H156ZM158 66H160V65H158ZM208 66H209V65H208ZM212 66H210L209 68L212 69V68H211ZM227 66H228V64H227ZM242 66L239 67V68L241 69V68H243V67H246V66H243V67H242ZM249 66H248V67H249ZM115 67H116V66H115ZM132 67L135 68L134 66H132ZM136 67H137V65H136ZM139 67H140V66H139ZM145 67H146V65H145ZM145 67H144V68H145ZM152 67L150 68V66H149L148 68H150V69L153 70ZM214 67H215V66H214ZM230 67H231V69H233V70H232L233 72H234V71H240V69L237 68L236 66H234V67H233V66H230ZM232 67H233V68H232ZM252 67H253V66H252ZM123 68H124V67H123ZM141 68L143 69V67H141ZM148 68H147V69H148ZM165 68H166V67H165ZM188 68H189V67H188ZM209 68H208L207 71H209ZM258 68H260V67H258ZM63 69H64V68H63ZM69 69H70V68H69ZM130 69H131V68H130ZM136 69H137V68H136ZM136 69H135V70H136ZM139 69H140V68H139ZM139 69H138V70H139ZM142 69H140V71H141ZM150 69H149V70H150ZM169 69H170V68H169ZM184 69H187V68H184ZM197 69H198V67H197ZM231 69H230V70H231ZM244 69H245V68H244ZM253 69H254V67H253ZM262 69H263V68H261V70H262ZM127 70H128V69H127ZM132 70H133V69H132ZM138 70H137V71H138ZM143 70H144V69H143ZM145 70H146V68H145ZM161 70H164V69L162 68ZM203 70H204V69H203ZM214 70H215V69H214ZM218 70H219V69H218ZM241 70H242V69H241ZM248 70H250V69L248 68ZM248 70H245V71L247 72ZM256 70H258L257 67H256L255 71H256ZM75 71H76V70H75ZM96 71H97V70H96ZM109 71H110V70H109ZM116 71H117V70H116ZM118 71H119V70H118ZM123 71H124V70H123ZM159 71H160V70H159ZM159 71H158V72H159ZM168 71H169V70H168ZM211 71H212V70H211ZM242 71H243V70H242ZM242 71H241L242 74H246V73H244L245 71H244V72H242ZM135 72H136V71H135ZM143 72H144V71H143ZM143 72H142V74H143ZM150 72H151V70H150ZM160 72H161V71H160ZM180 72H181V71H180ZM186 72H188V71H186ZM192 72H193V71H192ZM195 72H196V71H195ZM195 72H193V73H195ZM212 72H213V71H212ZM222 72H224V71H222ZM229 72H230V71H229ZM261 72H264V71H260V73H261ZM85 73H86V72H85ZM138 73H141V72L138 71ZM152 73H153V72H152ZM198 73H199V71H198ZM200 73H202V72H200ZM208 73H209V72H208ZM218 73H219V72H218ZM218 73H216L217 76L220 74V73H219V74H218ZM248 73L251 74L252 71H251V73H250V71L247 72V74H248ZM256 73H259V72H256ZM59 74H60V73H59ZM92 74H93V72H92ZM126 74H127V73H126ZM129 74H131V73H129ZM132 74H133V72H132ZM145 74H147V73L145 72ZM155 74H158V73H155ZM161 74H164V73L161 72ZM161 74H160V75H161ZM169 74H170V73H169ZM196 74H197V73H196ZM216 74H215V75H216ZM238 74H240V72H239ZM238 74H237V75H238ZM249 74H248V75H249ZM134 75H135V73H134ZM139 75H140V74H139ZM139 75H138V76H139ZM152 75H154V73H153ZM199 75H200V74H199ZM204 75H205V74H204ZM207 75H208V74H207ZM237 75H236V76H237ZM252 75H253V73H252ZM125 76H126V75H125ZM130 76H131V75H130ZM135 76H137V73H136ZM138 76H137V78H138ZM145 76H146V75H145ZM145 76H144V77H145ZM150 76H151V75H150ZM163 76L165 77V75H163ZM172 76H173V75H172ZM172 76H170V77H172ZM175 76H176V75H175ZM190 76H191V75H190ZM226 76H227V75H226ZM228 76H229V75H228ZM231 76H232V74H231ZM242 76H244V75H242ZM257 76H261V75H258V74H257ZM263 76H264V75H263ZM58 77H59V76H58ZM62 77H63V76H62ZM133 77H134V76H133ZM133 77H132V78H133ZM140 77H142V75H140ZM155 77H156V75H155ZM158 77H159V75H158ZM168 77H169V76H168ZM178 77H179V75H178ZM188 77H189V76H188ZM234 77H235V76H234ZM237 77H240V76H237ZM237 77H236V78H237ZM248 77H250V76H248ZM248 77H247V78H248ZM252 77H255V76L253 75ZM127 78H128V77H127ZM132 78H131V79H132ZM137 78H136V79L134 78L135 80L132 79L133 81H132V80H131V81L134 82V81L137 80ZM149 78H150V77H149ZM161 78H162V76H161ZM174 78H175V77H174ZM174 78H173V80H174ZM206 78H207V77H206ZM206 78H205V79H206ZM214 78H215V77H214ZM217 78H219V77H217ZM217 78H215V79H217ZM236 78H235V79H236ZM240 78H241V77H240ZM244 78H246V76H245ZM256 78H258V77H256ZM263 78H264V77H263ZM263 78L261 77V78H259V80H258V79H257V80L260 81V79H263ZM114 79H115V78H114ZM142 79H143V77H142ZM145 79H147V77H146ZM152 79H154V77H153ZM159 79H160V78H159ZM168 79H169V78H168ZM168 79H167V80H168ZM179 79H181V78H179ZM184 79H186V78H184ZM193 79H194V78H193ZM248 79H249V78H248ZM253 79H254V78H253ZM91 80H92V79H91ZM91 80H90V81H91ZM115 80H116V79H115ZM140 80H141V78H140ZM150 80H151V78H150ZM157 80H158V79H157ZM162 80H163V79H162ZM164 80H165V78H164ZM173 80H172V81H173ZM187 80H188V79H187ZM190 80H192V79L190 78ZM190 80H189V81H190ZM207 80H208V79H207ZM212 80H213V79H212ZM249 80H252V78H250ZM249 80H248V82H249ZM257 80H256V81H257ZM148 81H149V80H148ZM151 81H153V80H151ZM170 81H171V80H170ZM199 81H200V80H199ZM230 81H231V80H230ZM238 81L242 82V81H244V80H242V79H238ZM245 81H247V80H245ZM253 81H254V80H253ZM261 81H262V80H261ZM261 81H260V82H261ZM263 81H264V80H263ZM176 82H177V80H176ZM186 82H187V81H186ZM208 82H209V81H208ZM211 82H212V81H211ZM219 82H220V81H219ZM248 82H247L246 86L249 84ZM251 82H252V81H251ZM84 83H85V82H84ZM97 83H98V82H97ZM122 83L124 84V82H122ZM135 83L137 84V82H135ZM141 83H142V81H141ZM141 83H139V85H140ZM150 83H151V82H150ZM150 83H149V84H150ZM152 83H153V82H152ZM152 83H151V86L153 87L154 84L152 85ZM154 83H155V80H154ZM165 83H166V82H165ZM167 83H168V82H167ZM188 83H189V82H188ZM209 83H210V82H209ZM213 83H214V81H213L212 83H210V84H211L210 86L214 87V86H213ZM226 83H227V82H226ZM231 83H232V82H231ZM242 83H243V82H242ZM252 83H253V82H252ZM252 83H251V84H252ZM255 83H256V82H255ZM262 83H263V82H262ZM128 84H129V83H128ZM130 84H131V83H130ZM142 84H143V83H142ZM147 84H148V82H147ZM147 84H146V86H147ZM149 84H148V85H149ZM171 84H172V83H171ZM175 84H176V83H175ZM177 84H178V83H177ZM181 84H182V83H181ZM203 84H204V83H203ZM223 84H224V83H223ZM233 84H234V83H233ZM251 84H249L250 87H253V86H252L253 84H252V85H251ZM256 84H257V83H256ZM256 84H255V85H256ZM126 85H127V83H126ZM132 85H134V84H132ZM167 85H168V84H167ZM173 85H174V84H173ZM197 85H198V84H197ZM207 85H208V83H207ZM214 85H215V83H214ZM216 85H217V83H216ZM231 85H232V84H231ZM257 85H260V84H257ZM257 85H256V87L259 89L260 86L258 87ZM262 85H263V84H262ZM134 86H137V85H134ZM134 86H132V87H134ZM151 86L146 87V88H150ZM154 86H155V88H156V84H155ZM159 86H160V85H159ZM159 86H158V87H159ZM179 86H180V85H179ZM217 86H218V85H217ZM234 86L237 87V85H235V84H234ZM263 86H264V85H263ZM115 87H116V86H115ZM126 87H127V86H126ZM128 87H129V86H128ZM130 87H131V86H130ZM130 87H129V88H130ZM137 87H139V86H137ZM141 87H143V86H140V87L138 88L139 91H140V88H141ZM144 87H145V84H144ZM198 87H199V86H198ZM198 87H197V88H198ZM205 87H206V83H205ZM215 87H216V86H215ZM230 87H231V86H230ZM238 87H239V86H238ZM238 87H237V88H238ZM247 87H248V86H247ZM250 87H249V88H250ZM254 87H255V86H254ZM122 88H123V87H122ZM124 88H125V87H124ZM166 88H167V87H166ZM175 88H176V87H175ZM177 88H179V87H177ZM193 88H194V87H193ZM199 88H200V87H199ZM209 88H210V87H209ZM219 88H220V87H219ZM225 88L227 89V87H225ZM234 88H235V87H234ZM240 88H241V87H240ZM243 88H244V87H243ZM245 88H246V87H245ZM245 88H244V89H245ZM263 88H264V87H263ZM120 89H121V88H120ZM131 89H132V88H131ZM138 89H137V91H138ZM153 89H154V88H153ZM156 89H157V88H156ZM160 89H161V88H160ZM214 89H215V88H214ZM214 89H213V90H214ZM230 89H231V88H230ZM238 89H239V88H238ZM246 89H248V88H246ZM122 90H125V89H122ZM126 90H127V92H128V89H126ZM129 90H130V89H129ZM158 90H159V89H158ZM170 90H171V89H170ZM176 90H177V89H176ZM192 90H193V89H192ZM206 90H207V89H206ZM234 90H236V89H234ZM242 90H243V89H242ZM251 90H253V89L251 88ZM254 90H257V89H254ZM116 91H117V90H116ZM120 91H121V90H120ZM132 91H133V90H132ZM141 91H143V90L141 89ZM145 91H147V90L145 89ZM145 91H144V92H145ZM156 91H157V90H156ZM186 91H187V90H186ZM190 91H191V90H190ZM226 91H227V90H226ZM232 91H233V89H232ZM236 91H237V90H236ZM239 91H240V90H239ZM239 91H238V94H239ZM243 91H244V90H243ZM260 91H262L261 87H260ZM260 91H259V92H260ZM263 91H264V89H263ZM133 92H134V91H133ZM148 92H150V90H148ZM151 92H152V91H151ZM175 92H176V91H175ZM178 92H179V91H178ZM180 92H181V91H180ZM188 92H189V91H188ZM199 92H200V89H199ZM201 92H202V91H201ZM220 92H221V91H220ZM228 92H229V91H228ZM244 92H245V91H244ZM248 92H250V91H248ZM103 93H104V92H103ZM114 93H115V92H114ZM117 93H118V92H117ZM125 93H126V92H125ZM129 93H132V92H129ZM134 93H135V92H134ZM134 93H132V94H134ZM140 93H141V92H140ZM146 93H147V92H145V94H146ZM156 93H157V92H156ZM158 93H161V92L158 91ZM185 93H186V92H185ZM231 93H232V92H231ZM240 93H241V92H240ZM242 93H243V92H242ZM256 93H257V92H256ZM260 93H262V92H260ZM106 94H107V93H106ZM121 94H123V92H122ZM132 94H131V95H132ZM137 94H138V93H137ZM137 94H136V95H137ZM148 94H149V93H148ZM154 94H155V93H154ZM175 94H176V93H175ZM191 94H192V92H191ZM206 94H208V93H206ZM223 94H224V93H223ZM229 94H230V93H229ZM236 94H237V93H236ZM247 94H248V93H246V95H247ZM251 94H253V93L251 92ZM263 94H264V93H263ZM263 94H262V95H263ZM83 95H84V94H83ZM123 95H126V94H123ZM131 95H130V96H131ZM134 95H135V94H134ZM136 95H135V96H136ZM150 95H151V93H150ZM150 95H149V96H150ZM160 95H161V94H160ZM188 95H189V94H188ZM227 95H228V94H226L225 96H227ZM240 95H241V94H240ZM242 95H243V94H242ZM249 95H250V93H249ZM254 95H255V93H254L252 96H254ZM259 95H260V94H259ZM90 96H91V95H90ZM116 96H118V95H116ZM121 96H122V95H121ZM127 96H128V94H127ZM127 96H126V97L124 96V98H127ZM130 96H128V98H129ZM141 96H142V95H141ZM145 96L147 97V94H146ZM151 96H152V98L154 97L153 95H151ZM155 96H156V95H155ZM173 96H174V95H173ZM182 96H183V95H182ZM185 96H186V94H185ZM201 96H202V95H201ZM210 96H211V95H210ZM223 96H224V95H223ZM250 96H251V95H250ZM256 96H257V95H256ZM131 97L133 98L134 96L132 95ZM163 97H164V96H163ZM171 97H172V96H171ZM187 97H188V96H187ZM187 97H186V98H187ZM205 97H206V96H205ZM235 97H236V96H235ZM247 97H248V96H247ZM261 97H262V96H261ZM137 98H138V96H137ZM139 98H140V97H139ZM142 98H143V97H142ZM142 98H141V99H142ZM148 98H149V97H148ZM155 98H156V97H155ZM155 98H154V99H155ZM157 98H158V97H157ZM160 98H161V97H160ZM164 98L166 99V97H164ZM169 98H170V97H169ZM174 98H175V97H174ZM193 98H194V97H193ZM232 98H233V97H232ZM242 98H246V97H242ZM122 99H123V98H122ZM122 99H121V100H122ZM141 99H140V100H141ZM145 99H146V98H145ZM150 99H151V98H149V100H148V99H146V100H147V101H150ZM158 99H159V98H158ZM207 99H208V98H207ZM223 99H224V98H223ZM254 99H255V98H254ZM109 100H111V99L109 98ZM113 100H114V99H113ZM125 100H126V99H125ZM125 100L123 99L124 102H125ZM135 100H136V98H135ZM135 100H132V103H133ZM140 100H139V101H140ZM143 100H144V99H143ZM143 100H142V102H143ZM146 100H145V101H146ZM211 100H214V98H213V99H210V101H211ZM219 100H220V99H219ZM239 100H240V99H239ZM123 101H122L121 103H123ZM130 101H131V100H129V102H130ZM139 101H138V103H139ZM164 101H165V104H166V100H164ZM168 101H169V100H168ZM203 101H204V99H203ZM203 101H202V102H203ZM206 101H207V100H206ZM206 101H205V102H206ZM221 101H222V100H221ZM223 101H225V99H224ZM226 101H227V99H226ZM231 101H232V100H231ZM231 101H230V102H231ZM237 101H238V100H237ZM240 101H241V100H240ZM242 101H243V100H242ZM244 101H245V100H244ZM262 101H263V99H262ZM109 102H110V101H109ZM112 102H113V101H112ZM115 102L117 103V101H115ZM118 102H119V101H118ZM126 102H127V101H126ZM126 102H125V103H126ZM135 102H136V101H135ZM142 102H140V104H141ZM151 102H153V101H151ZM156 102H159V101L156 100ZM160 102H161V100H160ZM162 102H163V101H162ZM170 102H171V101H170ZM207 102H208V101H207ZM218 102H219V101H218ZM230 102L228 103L229 105H230ZM247 102H248V99H247ZM263 102H264V101H263ZM263 102H262V103H263ZM119 103H120V102H119ZM145 103H146V102H145ZM148 103H150V102H148ZM174 103H175V102H174ZM174 103H173V105H174ZM208 103H209V102H208ZM224 103H226V102H224ZM233 103H234V102H233ZM252 103H254V102H252ZM113 104H115V103L113 102ZM123 104H124V103H123ZM140 104H139V107L137 106L139 109H140ZM154 104H155V102H154ZM181 104H182V103H181ZM237 104H238V103H237ZM245 104H247V103H245ZM248 104L251 105V103H249V102H248ZM248 104H247V105H244V104H242V103L240 102V104H238V105H244L243 107L246 108V106H248ZM260 104H261V102H260ZM105 105H106V103H105ZM120 105H121V104H120ZM120 105H118V106H120ZM130 105H131V104H130ZM141 105H142V104H141ZM143 105H144V104H143ZM146 105H147V103H146ZM148 105L151 106L150 104H148ZM148 105L146 106L147 108H148ZM155 105H156V104H155ZM170 105H171V103H170ZM210 105H211V104H210ZM219 105H222V104L220 103ZM223 105H224V104H223ZM231 105H232V104H231ZM235 105H236V104H235ZM256 105H257V104H256V101H255V106H256ZM106 106H108V105H106ZM106 106H105V107H106ZM122 106H123V105H122ZM122 106H121V107H122ZM127 106H128V105H126V107H127ZM135 106H136V105H135ZM179 106H180V105H179ZM179 106L176 104L175 107L177 108V107H179ZM226 106H227V105H226ZM232 106H233V105H232ZM260 106H261V105H260ZM124 107H125V106H124ZM129 107H130V106H129ZM142 107H143V106H142ZM151 107L153 108L154 105L152 104ZM151 107H150V109H149L148 111L151 110ZM156 107L158 108V105H157ZM159 107H160V106H159ZM202 107H203V106H202ZM205 107H206V105H205ZM222 107H223V106H222ZM238 107H239V106H238ZM243 107H241V108H242L241 111H243V109H244ZM248 107H249V106H248ZM253 107H254V105H253ZM65 108H66V107H65ZM134 108H135V107H134ZM138 108H137V109H138ZM164 108H165V107H164ZM184 108H185V107H184ZM209 108H210V107H209ZM223 108H224V110H225L226 108H227V110H228V107H226V108L223 107ZM223 108H222V109H223ZM230 108L233 109V107H231V106H230ZM234 108H235V107H234ZM112 109H113V108H112ZM120 109H121V108H120ZM128 109H129V108H128ZM139 109H138V110H139ZM154 109H155V108H154ZM173 109H174V108H173ZM177 109H179V108H177ZM177 109H176V110H177ZM206 109H207V108H206ZM222 109H221V110H222ZM239 109H240V108H239ZM250 109H251V111H252V108H250ZM250 109H249V110H250ZM259 109H260V108H259ZM261 109H262V108H261ZM131 110H133V107H132ZM140 110H142V109H140ZM158 110H159V109H158ZM170 110H172V108H171ZM179 110H180V109H179ZM179 110H178V111H179ZM224 110H222V111H224ZM227 110H226V111H227ZM229 110H230V109H229ZM245 110H247V108L244 109V111H245ZM249 110H247V111H249ZM254 110H255V109H254ZM111 111H112V110H111ZM114 111L116 112V110H114ZM123 111L125 112L126 110L124 109ZM123 111H122L121 113H124ZM133 111H134V110H133ZM133 111H131V113H133ZM143 111H144V109H143ZM143 111H142V112H143ZM152 111H153V110H152ZM152 111H151V112H152ZM164 111L167 112V111H169V110L166 109V110H164ZM182 111H184V109H183ZM185 111H186V113H187V115H188L189 113L187 112V110H185ZM234 111H235V110H234ZM255 111H256V110H255ZM139 112H140V111H139ZM139 112H137V113L139 114ZM144 112H146V111H144ZM154 112H155V111H154ZM170 112H171V111H170ZM170 112H169V113H170ZM176 112H177V111H176ZM202 112H204V111H202ZM206 112L208 113V112H210V110L208 109V111L206 110ZM217 112H218V111H217ZM224 112H225V111H224ZM238 112H239V110H238ZM249 112H250V111H249ZM118 113H119V111H118ZM152 113H153V112H152ZM152 113H151V115H152ZM179 113H180V112H179ZM179 113L177 112L176 114H179ZM186 113H185V114H186ZM200 113H201V112H200ZM230 113H232V112H230ZM230 113H229V116H232V115L234 116V114H236L237 112H236V113L233 112L234 114L232 113V115H230ZM95 114H96V113H95ZM112 114H113V113H112ZM125 114H127V112H126ZM128 114H129V113H128ZM133 114H134V113H133ZM140 114H141V113H140ZM148 114H150V112H148ZM165 114H166V113H165ZM167 114H168V113H167ZM194 114H195V113H194ZM204 114H205V113H204ZM219 114H220V113H219ZM223 114H225V113H223ZM227 114H228V113H227ZM237 114H238V113H237ZM237 114H236V115H237ZM260 114H261V113H260ZM108 115H109V114H108ZM119 115H121V114L119 113ZM119 115H118V116H119ZM129 115H130V114H129ZM169 115H170V114H169ZM169 115H168L167 117H170ZM191 115H192V114H191ZM202 115H203V114H202ZM212 115H213V114H212ZM225 115H226V114H225ZM239 115H241V114L239 113ZM246 115H247V114H246ZM263 115H264V114H263ZM110 116L112 117L113 115H110ZM114 116H115V115H114ZM125 116H126V115H125ZM130 116H132V115H130ZM143 116H146V115H144V113H143ZM143 116H142V117H143ZM155 116L157 117V115H155ZM172 116H173V115H172ZM188 116H190V115H188ZM193 116H194V115H193ZM203 116H204V115H203ZM222 116H224V115L221 114V119H222ZM244 116H245V115H244ZM256 116L260 117L261 115H258V114H257ZM88 117H89V116H88ZM116 117H117V116H116ZM139 117H140V116H139ZM148 117H150V115H149ZM153 117H154V116H153ZM156 117H154V118H156ZM165 117H166V116H165ZM182 117H183V116H182ZM190 117H192V116H190ZM198 117H199V116H198ZM204 117H205V116H204ZM226 117H227V116H226ZM234 117H236V116H234ZM234 117H233V118H234ZM248 117H249V116H248ZM261 117H262V116H261ZM261 117H260V118H261ZM106 118L108 119V117H106ZM109 118H110V117H109ZM122 118H124V117L122 116ZM122 118H120V119H122ZM126 118L128 119V117H125V121H126ZM131 118H132V117H131ZM133 118H135V115H134ZM133 118H132V119L129 118V119H130V120H133ZM137 118H138V117H137ZM137 118H136V119H137ZM140 118H141V117H140ZM151 118H152V117H151ZM158 118H159V116H158ZM170 118H171V117H170ZM194 118L196 119V117H194ZM217 118H218V117H217ZM219 118H220V117H219ZM223 118H224V117H223ZM229 118H230V117H229ZM229 118H228V120H229ZM239 118H241V117L239 116ZM253 118H254V117H253ZM263 118H264V116H263ZM263 118H262V119H263ZM93 119H94V118H93ZM129 119H128V123H129ZM143 119H144V118H143ZM143 119H142V120H143ZM145 119H148L147 116H146ZM162 119H163V118H162ZM167 119H168V118H167ZM184 119H185V118H184ZM184 119H183V120H184ZM198 119H199V118H197V120H198ZM204 119L206 120L207 118L205 117ZM209 119H211V116H210ZM209 119H208V120H209ZM224 119H225V121H226V118H224ZM224 119H222V120H224ZM234 119H235V118H234ZM250 119H252V117H251ZM254 119H255V120H258V121H257L258 123H257V122H254V123H257L258 125H259V122H260V121H261V123L264 122L263 120H259L258 118H257V119L254 118ZM82 120H83V119H82ZM114 120H115V118H113V122H116V121H114ZM118 120H119V119H118ZM118 120H117V121H118ZM122 120H123V119H122ZM137 120L139 121V119H137ZM142 120L140 119V122H141ZM150 120H151V119H150ZM150 120H148V123H145V124H148V126L151 125L152 123L149 124V121H150ZM155 120H156V119H155ZM179 120H180V119H178V121H179ZM202 120H203V119H202ZM202 120H201V121H202ZM205 120L203 121L204 124H205V122H208V121H205ZM228 120H227V121H228ZM230 120L232 121V119H230ZM230 120H229V123H230ZM244 120H245V119H244ZM255 120H252V121H255ZM108 121H109V120H108ZM143 121H144V120H143ZM146 121H147V120H146ZM159 121H160V120H159ZM185 121H187V120H185ZM190 121H191V120H190ZM198 121H199V120H198ZM198 121L195 120V122H197V123L199 124ZM217 121H218V120H216V122H217ZM227 121H226V122H227ZM234 121H235V120H234ZM238 121H240V120H238ZM252 121H251V124H252ZM262 121H263V122H262ZM110 122H111V121H110ZM119 122H120V121H119ZM121 122H122V121H121ZM136 122H137V121H135V123H136ZM151 122H153V121H151ZM154 122H155V121H154ZM193 122H194V120H193ZM219 122H221V121L219 120ZM219 122H218V123H219ZM232 122H233V121H232ZM240 122H241V121H240ZM135 123H134V121H133V123H132V124H133L132 127L135 126V125H134ZM137 123H138V122H137ZM143 123H144V122H143ZM143 123H142V125H143ZM155 123H156V122H155ZM155 123H154V124H155ZM200 123H201V122H200ZM209 123H210V120H209ZM218 123H216V124H218ZM221 123H222V122H221ZM223 123H224V121H223ZM227 123H228V122H227ZM227 123H226V124H227ZM234 123H235V122H234ZM234 123H232V124H227V125H228L227 128L225 129V127H224V129H225V130H228V128H230L231 131L233 132L232 128L235 127ZM237 123H238V122H237ZM246 123H247V120H246ZM246 123H245V124L242 123V125H245V126H246ZM249 123H250V121L248 122L247 125H249ZM261 123H260V124H261ZM95 124H96V123H95ZM105 124H106V123H105ZM107 124H108V123H107ZM107 124H106V125H107ZM117 124H118V122H117ZM121 124H124V123H121ZM121 124L119 125V127L122 128L123 125H121ZM126 124H127V123H126ZM138 124H139V123H138ZM145 124H144V125H145ZM154 124H153V125H154ZM160 124H163V123H160ZM164 124H166V123H164ZM164 124H163V126H165ZM177 124H178V123H177ZM179 124H180V123H179ZM195 124H196V123H195ZM198 124H197V125H198ZM207 124H208V123H207ZM210 124H212V123H210ZM213 124H214V123H213ZM226 124L224 123L223 125H226ZM263 124H264V123H263ZM263 124H262L261 126H263ZM88 125H89V124H88ZM110 125H112V123H111ZM114 125H115V124H114ZM114 125H113V126H114ZM124 125H125V124H124ZM128 125L130 126L131 124H128ZM136 125H137V124H136ZM155 125H156V124H155ZM155 125H154V126H155ZM205 125H206V124H205ZM214 125H215V124H214ZM214 125H213V126H214ZM219 125H221V124L219 123ZM219 125L215 126V127H217V131H218V129L221 127V126H219ZM242 125H240V126H242ZM96 126H97V125H96ZM104 126H105V125H104ZM108 126H109V125H108ZM125 126H126V125H125ZM129 126H128V127H129ZM137 126L139 127L140 125H137ZM146 126H147V125H146ZM146 126H145V127H146ZM157 126H159V125H156V127H157ZM161 126H162V125H161ZM161 126H160V127H161ZM170 126H171V124H170ZM178 126H179V125H178ZM195 126H196V125H195ZM203 126H204V125H202L201 127H203ZM206 126H207V125H206ZM206 126H205V128H206ZM218 126H219V128H218ZM236 126H237V124H236ZM238 126H239V125H238ZM250 126H251V125H250ZM250 126H249L248 129L253 128V126H252V127H250ZM132 127H129V130H131ZM143 127H144V126H143ZM143 127H142L141 129H143ZM145 127H144V128H145ZM149 127H150L151 130L153 131V129H152L153 127H151V126H149ZM156 127H155V128H156ZM160 127H159V128H160ZM174 127H175V126H174ZM174 127H171V128H174ZM176 127H177V125H176ZM184 127H185V126H184ZM184 127H182V128L184 129ZM208 127H209V126H208ZM215 127H214V128H215ZM243 127H244V126H243ZM254 127H255V129H257V128H256V127H257L256 125H255ZM258 127H259V126H258ZM263 127H264V126H263ZM263 127H260V128H262V130H264ZM116 128H117V127H116ZM121 128H119V129H121ZM125 128H126V130H127V126L124 127L123 129H125ZM171 128H170V129H171ZM182 128H181V129H182ZM185 128H186V127H185ZM196 128H198V126H196ZM237 128H238V127H237ZM107 129H108V128H106V130H107ZM114 129H115V128H114ZM123 129H122V130H123ZM132 129H133V128H132ZM136 129H137V128H136ZM146 129H147V127H146ZM146 129H145V130H146ZM174 129H175V128H174ZM174 129H173V131H174ZM183 129H182V130H183ZM198 129H199V128H198ZM198 129H197V130H198ZM203 129H204V127L201 128V132H202ZM235 129H236V127H235ZM238 129L241 130L240 128H238ZM244 129H246V128L244 127ZM101 130H102V129H101ZM133 130H135V127H134ZM137 130H138V129H137ZM137 130H136V131H137ZM147 130H148V129H147ZM147 130H146L145 132H147ZM151 130H150V131H151ZM160 130H161V128H160ZM162 130L165 131L166 129H162ZM171 130H172V129H171ZM171 130H170V131H171ZM199 130H200V129H199ZM96 131H97V129H96ZM138 131H139V130H138ZM140 131H141V130H140ZM150 131H148V132H150ZM154 131H156V130H154ZM164 131H162V132H164ZM167 131H168V130H167ZM173 131H171V132H173ZM175 131H177V130H175ZM179 131H180V130H179ZM186 131L188 132L189 130H185L184 133H182V131H181V132H179V134H177V135L185 134ZM213 131H214V130H213ZM220 131H221V129H220ZM220 131H218V132H220ZM223 131H224V130H223ZM250 131H252V130H250ZM253 131H254V129H253ZM259 131H260V130H259ZM259 131L256 132V133H254V135H253V137L255 136L256 139H257L256 136L259 137V138H258L259 140L257 139L258 141L255 139L257 142L261 141L260 139H262V138H260V137H261L262 134H263V133L260 134ZM110 132H111V131H110ZM112 132H114V131H112ZM112 132H111V133H112ZM115 132H117V131H115ZM126 132H128V131H126ZM133 132H134V134H135V131H133ZM142 132H143V130L141 131V133H142ZM165 132H166V131H165ZM204 132H205V130H204ZM218 132H217V133H218ZM226 132H227V131H226ZM240 132H244V131H240ZM260 132H264V131H260ZM102 133H103V132H102ZM111 133H109V134H111ZM129 133H130V131H129ZM138 133H139V132H137V134H138ZM141 133H140V135H141ZM174 133H175V132H174ZM177 133H178V132H177ZM190 133H191V132H189V134H190ZM197 133H198V131H197ZM213 133H214V132H213ZM220 133H222V131H221ZM220 133H219V134H220ZM234 133H235V132H234ZM237 133L240 134L239 132H237ZM100 134H101V133H100ZM125 134H126V133H125ZM131 134H132V131H131ZM137 134H135V135H137ZM144 134H147V133H144ZM152 134H153V133H152ZM152 134H148V135H152ZM154 134H156V133H154ZM159 134H160V133H159ZM159 134H158V136H159ZM186 134H187V133H186ZM186 134H185V136H186ZM189 134H188V135H189ZM191 134H192V133H191ZM201 134H202V133H201ZM201 134H200V135H201ZM205 134H206V133H205ZM209 134H210V133H209ZM209 134H208V135H209ZM223 134H224V133H223ZM255 134H256V135H255ZM114 135H115V134H113V137H114ZM116 135H118V134H116ZM116 135H115V136H116ZM121 135H122V134H121ZM132 135H133V134H132ZM148 135H146V136H148ZM160 135H161V134H160ZM173 135H174V134L172 133V136H173ZM175 135H176V134H175ZM175 135H174V137H175ZM188 135H187L186 137H185V136H184V137L182 136V137H183V138H187ZM212 135H213V134H212ZM214 135H215V134H214ZM232 135H233V134L230 135V138H229V136H228V138H229L230 140H227V138H225L228 142H229V141H232V142H233V143H231V145L228 144L229 146L232 147V149H230V148L228 149V148H227V147H229V146L226 145V144H227V141H226V140H225V143H223V141H222L223 138L221 139L220 144L218 143L219 145L222 146V148H223V147L225 148L224 151H222V152H223L222 154H225V155H222V157L224 158V156H226L227 154H230V156L233 155V156H234V159H235V162H234L235 164L232 163L233 166H234V165L236 166V165L238 164L239 167H240L244 162L247 163V165H250V161H252V160H250V161L247 160V162H246V159H245V161L242 160V159H239V158H241V157H240V156L238 157V155H237V158H238V159L236 160V154H237V152L239 151V149H240V150H241V149H244V148H245V144L243 143L244 147H243L242 144H240V145H242V148H236V147H237L236 145H238V144H236V142H237L238 140H237V138H235V137L237 136V134H236L235 137H233ZM247 135H248V134H247ZM127 136H128V135H127ZM130 136H131V135H130ZM138 136H139V135H138ZM142 136H143V135H142ZM161 136H162V135H161ZM163 136H164V135H163ZM168 136H169V135H168ZM172 136H169V137L173 138ZM189 136H190V135H189ZM192 136H193V135H192ZM202 136H204V135H202ZM219 136H221V135H219ZM219 136H218V138H219ZM222 136H224V135H222ZM238 136H240V135H238ZM241 136H242V135H241ZM92 137H93V136H92ZM113 137H109V138H108V135H107V139H108V140H109L110 138H113ZM117 137H118V136H117ZM120 137H121V136H120ZM131 137H132V136H131ZM133 137H135V136L133 135ZM154 137H156V135L153 136V139H149V140H152V141H153L154 139H156V138H154ZM169 137H168V138H169ZM178 137H179V136H178ZM214 137H215V136H214ZM216 137H217V136H216ZM216 137H215V138H216ZM246 137H247V136H246ZM246 137L244 138V136H243V137H240V138H244V139L246 140ZM253 137H250V138H253ZM263 137H264V134H263ZM118 138H119V137H118ZM123 138H124V137H123ZM128 138H129V137H128ZM146 138H147V140H148L149 137H146ZM163 138H164V139H165V138L167 139V137H161V140H163ZM180 138H181V137H180ZM191 138H192V139H193V138L196 139V137H191ZM204 138H206V135H205ZM211 138H212V137H211V135H210V139H211ZM240 138H239V139H240ZM248 138H249V137H247V139H248ZM250 138H249V139H250ZM99 139H100V138H99ZM119 139H120V138H119ZM124 139H127V138L125 137ZM142 139H143V137H141V140H142ZM144 139H145V136H144ZM157 139H158V138H157ZM159 139H160V138H159ZM159 139H158V140H159ZM181 139H182V138H181ZM202 139H203V138H202ZM208 139H209V138H208ZM219 139H220V138H219ZM244 139H242V140H244ZM113 140H114V139H113ZM128 140H129V139H128ZM128 140H127V141H128ZM133 140H134V139H133ZM139 140H140V139H139ZM139 140H138L137 143H139ZM141 140H140V141H141ZM178 140H179V139H178ZM203 140H205V139H203ZM211 140H212V139H211ZM211 140H210V141H211ZM214 140H215V139H214ZM216 140H217V139H216ZM216 140H215V141H216ZM240 140H241V139H240ZM263 140H264V139H263ZM92 141H94V140H92ZM111 141H112V140H111ZM114 141H115V140H114ZM122 141H123V140H122ZM122 141H121V144L123 143ZM124 141H126V140H124ZM131 141H132V140H131ZM135 141H137V139H136ZM144 141H145V140H144ZM144 141H143V142H144ZM165 141H167V140H165ZM169 141H170V140H169ZM169 141H168V142H169ZM172 141H173V139L171 140V143H172ZM174 141H175V140H174ZM174 141H173V142H174ZM176 141H177V140H176ZM186 141H187V140H186ZM192 141H193V140H191V143H193V144H196V143H197L196 140H195V143L192 142ZM218 141H220V140H218ZM118 142H119V141L117 140L116 149H117V147L119 146V145H118ZM153 142L156 143L155 140H154ZM153 142H152V144H150L151 142L148 141V143H149L150 145H154V146L156 147V145L153 144ZM168 142H166V143H168ZM183 142H185V140H184ZM241 142H242V141H241ZM244 142H245V141H244ZM249 142H250V140H249ZM252 142L254 143V138H253V141H252ZM252 142H251L250 146L252 145ZM93 143H94V142H93ZM110 143H112V142H110ZM110 143L108 142L107 144L112 145V144H110ZM128 143L131 144L132 142H130V140H129ZM133 143H134V142H133ZM140 143H141V142H140ZM158 143H160V142L157 141V143H156L157 146H158ZM161 143H162V142H161ZM180 143H181V142H180ZM202 143H203V142H202ZM246 143H247V142H246ZM259 143H260V142H259ZM261 143H262V141H261ZM261 143H260V144H261ZM134 144H135V143H134ZM134 144H133V147L135 146ZM143 144H144V143H143ZM145 144H146V142H145ZM149 144H148V145H149ZM162 144L164 145V142H163ZM189 144H190V142H189ZM203 144H204V143H203ZM216 144H217V142H216ZM233 144H234V145L236 144V145H235L236 147H235V146H232ZM124 145L126 146V142L124 143ZM170 145L172 146V144H170ZM173 145H174V144H173ZM182 145H183V144H182ZM184 145H185V147H186V144H185V143H184ZM214 145H215V144H214ZM214 145H213V146H214ZM219 145H218V146H219ZM240 145H238V146H240ZM257 145H258V144H257ZM257 145H254V144H253L252 146H254V148H255ZM262 145L264 146V142H263ZM262 145H260V147H261ZM112 146H114V145H112ZM120 146H121V145H120ZM127 146H128V145H127ZM129 146H130V145H129ZM131 146H132V145H131ZM137 146H138V145H137ZM139 146H140V145H139ZM141 146H142V144H141ZM171 146H170V147H171ZM174 146H175V145H174ZM177 146L180 147L179 144H178ZM188 146H189V145H188ZM191 146H192V145H191ZM191 146H190V147H191ZM196 146H197V145H196ZM203 146H204V145H203ZM221 146H219L220 149H221ZM250 146H248V147L246 146V147L249 149ZM258 146H259V145H258ZM108 147H110V146H108ZM108 147H107V148H108ZM135 147H136V146H135ZM135 147H134V148H135ZM143 147L146 148V147H147V144H146V146L144 145ZM148 147H149V146H148ZM151 147H152V146H151ZM151 147H150V148H151ZM155 147H154V149H155ZM161 147H162V146H160L159 150L162 149ZM190 147H189V148H190ZM233 147H235V148H233ZM260 147H259V148H260ZM107 148H106V149H107ZM111 148H112V147H111ZM120 148H121V147H120ZM120 148L117 149V150H120ZM125 148H126V147H125ZM134 148L131 147V149H133V150H134ZM140 148H141V147H140ZM150 148H146V149H149V151H150ZM167 148H168V147H167ZM173 148H175V147H173ZM180 148H181V147H180ZM200 148H201V147H200ZM217 148H218V147H217ZM247 148H245L243 151L246 152V149H247ZM254 148H253V150H254ZM257 148H258V147H256L255 149H257ZM261 148H262V147H261ZM109 149H110V148H108V151H109ZM129 149H130V147H129ZM136 149H137V148H136ZM138 149H139V147H138ZM142 149L144 150V148H142ZM152 149H153V148H152ZM152 149H151V150H152ZM154 149H153L152 151L155 152ZM164 149H165V148H164ZM196 149H197V148H196ZM250 149H251V148H250ZM125 150H126V149H125ZM125 150H124V151H125ZM156 150H158V148H157ZM172 150L174 151V149H172ZM201 150H202V149H201ZM221 150H222V149H221ZM257 150L259 151V149H257ZM262 150H264V148H263ZM110 151H112V150L110 149ZM126 151H127V150H126ZM126 151H125V154H126ZM128 151H130V150H128ZM135 151H137V150H135ZM165 151H166V149H165ZM165 151L163 150V153H164ZM175 151H177V150H175ZM183 151H184V150H183ZM186 151H187V150H186ZM199 151H200V150H199ZM205 151H206V150H205ZM205 151H204V153H205ZM211 151H212V150H211ZM215 151H216V149H215ZM117 152L119 153V152H121V151H117ZM117 152H116V153H117ZM130 152H131V151H130ZM137 152H138V151H137ZM141 152H142V151H141ZM147 152H148V151H147ZM161 152H162V151H161ZM167 152H168V151H167ZM167 152H165V153H167ZM171 152H172V151H171ZM180 152H182V151L180 150ZM219 152H221V151H219ZM259 152H260V151H259ZM263 152H264V151H263ZM263 152H262V158L264 157V156H263ZM112 153H113V152H112ZM118 153H117V154H118ZM123 153H124V152H123ZM127 153L129 154V152H127ZM131 153H132L131 155H133V151H132ZM142 153H143V152H142ZM149 153H151V151H150ZM163 153L160 154V151H159V154H160V155H162ZM184 153H185V151H184ZM193 153H194V152H193ZM193 153H191L192 156H193ZM199 153L201 154V152H199ZM242 153H243V152H240V155H241ZM255 153H256V151H255ZM114 154H115V150H114ZM121 154H122V152H121ZM135 154H136V153H135ZM139 154H140V153H138V155H139ZM143 154H145V152H144ZM147 154H148V153H147ZM157 154H158V153H157ZM159 154H158V156H159ZM167 154H168V153H167ZM170 154H171V153H169V155H170ZM174 154H176V153H173L172 155H173L174 157H176V155H174ZM181 154H182V153H181ZM181 154H179V156H181ZM247 154H248V153H247ZM259 154H260V153H259ZM112 155H113V154H112ZM115 155H116V154H115ZM115 155H114V156H115ZM126 155H127V154H126ZM126 155H125L124 160H123V158H122L123 161H125V159H126V157H127ZM138 155H137V156H138ZM141 155H142V154H141ZM155 155H156V153H155ZM165 155H166V154H165ZM172 155H170L171 159H169L170 157L168 156V157H169L168 159H169L170 161H171L172 158H173ZM194 155H196V154H194ZM212 155H213V156H212ZM212 155H211V156L209 155V157H214V153H213ZM216 155H217V154H216ZM242 155H246V153H245V154H242ZM248 155H249V154H248ZM248 155H247V156H248ZM256 155H257V154H256ZM117 156H118V155H117ZM120 156L124 157V155H120V154H119V157H120ZM129 156H130V155H129ZM143 156H144V155H143ZM148 156H149V155H148ZM152 156H153V154H152ZM192 156H191V157H192ZM197 156H199V154H198ZM205 156H206V155H205ZM219 156H220V155H219ZM247 156H245V158H246ZM132 157H133V156H132ZM139 157H140V155H139ZM144 157H146V156H144ZM161 157H162V156H161ZM161 157H159V158L162 159ZM163 157H164V156H163ZM166 157H167V156H166ZM166 157H164V159H166ZM200 157H201V155H200ZM200 157H199V158H200ZM203 157H204V156H203ZM220 157H221V156H220ZM114 158H115V157H114ZM117 158H118V157H117ZM133 158H134V157H133ZM135 158H136V157H135ZM135 158H134V159H135ZM149 158L151 159V156H150ZM149 158L146 157L147 160H145V165H147V166H148V164L150 163V162L148 161ZM156 158H157L156 160H158V157H157V156H156ZM182 158H183V155H182ZM193 158H194V157H193ZM225 158H227V157H225ZM249 158H250V157H249ZM254 158H255V156H254ZM257 158H258V157H257ZM115 159H116V158H115ZM115 159H114V160H115ZM118 159H120V158H118ZM127 159H128V158H127ZM144 159H145V158H143V160H144ZM154 159H155V158H154ZM160 159H159V160H160ZM168 159H166V160H168ZM180 159H181V158H180ZM180 159H179V161L181 162ZM203 159H204V158H203ZM213 159H214L215 162L218 163V161L215 160V158H213ZM213 159H211V160H213ZM217 159H218V158H217ZM230 159H231V158H230ZM230 159H228V160H230ZM243 159H244V156H243ZM251 159H252V158H251ZM258 159H260V157H259ZM128 160H130V159H128ZM128 160H127V162H128ZM136 160L138 161V158H136ZM159 160H158V161H159ZM173 160H174V164H176V162H175L176 158H173ZM183 160H184V158H183ZM195 160H196V159H195ZM195 160H194L193 162H195ZM201 160H202V159H201ZM201 160H200V161H201ZM211 160H208V161L210 162ZM223 160H224V159H223ZM255 160H256V159H255ZM261 160H262V159H261ZM261 160H259V162H257V161H255V162H257V163L260 165V163H261L260 161H261ZM110 161H111V160H110ZM133 161H134V160H133ZM133 161H132V162H133ZM150 161H151V160H150ZM154 161H155V160H154ZM170 161H169V162H170ZM196 161H197V160H196ZM236 161H237V162H236ZM97 162H98V161H97ZM113 162H114V161H113ZM117 162L119 163L120 161H117ZM134 162L136 163V161H134ZM134 162H133V163H134ZM167 162H168V161H167ZM172 162H173V161H171L170 163L172 164ZM177 162H178V161H177ZM190 162H191V161H190ZM219 162L221 163L220 159H219ZM227 162H228V161H227ZM229 162H230V164H231V161H229ZM232 162H233V161H232ZM255 162L252 161L251 164H253V163H255ZM124 163H125V162H124ZM135 163H134V164H135ZM140 163H141V162H139L138 164H140ZM142 163H144V162H142ZM152 163H153V162H152ZM155 163H157V161L154 162L153 164H155ZM160 163H163V159H162V162H159V164H160ZM170 163H169V164H170ZM183 163L185 164L184 161H183ZM187 163H189L188 160H187ZM191 163H192V162H191ZM197 163H198V162H197ZM197 163H195V164H197ZM199 163H200V162H199ZM203 163H204V162H202V164H203ZM205 163H206V162H205ZM211 163H212V162H211ZM248 163H249V164H248ZM257 163H256V167H255V168H258V167H257V166H258ZM128 164H129V163H128ZM128 164H127V165H128ZM134 164H133V165H134ZM138 164H137V166H138ZM165 164H166V163H165ZM165 164H164V165H165ZM169 164H168V166H169ZM174 164H172V165L174 166ZM178 164L181 165L180 163H177V165H178ZM261 164H262V163H261ZM115 165H116V169H115L114 167H111V168H114L115 171H116L118 165H117V163H116ZM119 165H120V164H119ZM142 165L144 166V164H141V166H142ZM149 165H150V164H149ZM172 165H171V166H172ZM189 165H190V164H189ZM204 165H205V164H204ZM211 165H212V164H211ZM211 165H210V166H211ZM226 165H227V163H226ZM228 165H229V163H228ZM121 166H122V165H121ZM124 166H126V165H124ZM129 166H130V165H129ZM129 166H128V168H129ZM134 166L137 167L136 165H134ZM154 166H155V165H154ZM160 166H161V169H162V168H163V167H162V164H161ZM168 166H167V167H168ZM175 166H176V165H175ZM184 166H188V165L185 164ZM184 166H183V167H184ZM192 166L195 167L194 164H192ZM205 166H207V165H205ZM216 166H217V165H216ZM233 166L230 165L229 168H230V167H233ZM252 166H255V165H252ZM252 166H250V168H251ZM132 167H133V166H132V163H131V168H132ZM138 167H139V166H138ZM144 167H145V166H144ZM144 167H143V168L141 167V168L144 169ZM155 167H156V166H155ZM158 167H159V166H158ZM167 167H166V165H165V168H166V169H167ZM180 167H181V166H179L178 169H180ZM198 167H199V166H198ZM200 167H201V166H200ZM211 167H212V166H211ZM221 167H222V166H221ZM237 167H238V166H237ZM239 167H238V168H239ZM261 167H262V166H261ZM126 168H127V166H126ZM126 168H125V172H127ZM128 168H127V169H128ZM146 168H147V167H145L144 170H146ZM152 168H153V167H152V165H151V169H152ZM156 168H157V167H156ZM165 168H164V170H165ZM169 168H172V167L169 166ZM185 168H186V167H185ZM206 168H208V167H206ZM226 168H227V169H226L225 171H224L225 168L223 169V172H227V170H228V171L231 170V168H230V170L228 169V167H226ZM244 168H245V167H244ZM252 168H254V167H252ZM259 168H260V167H259ZM114 169H113V170H114ZM133 169H134V168H133ZM138 169H139V168H138ZM157 169H158V168H157ZM161 169H160V170H161ZM178 169L176 168L175 170H178ZM190 169H191V168H190ZM218 169H219V168H218ZM232 169H233V168H232ZM234 169H236V170H235L232 174L230 173L232 170L229 172L232 176H230V175L228 176L229 173L227 172V177H228V178H225V175H224V178H225V179H228L232 184H234L235 182H237V183L240 184V182H239L238 180L241 179L240 176H243V175H241V174H242V173H241V170L239 171V173H241V174L239 175V173H237V172H238V171H237L238 169L235 168V167H234ZM241 169H242V167H241ZM120 170H123V169H120ZM120 170H117V171L121 173ZM147 170H148V168H147ZM154 170H155V168H154ZM154 170H152V175H153V176H157V175L159 174V171H157V172H158L157 175H154V173H155ZM169 170H170V169H169ZM175 170H174V172H175ZM180 170H181V169H180ZM187 170H188V169H187ZM191 170H192V169H191ZM191 170H189V171H191ZM194 170H196V169L194 168ZM197 170H198V168H197ZM200 170H201V169H199V171H200ZM219 170H220V169H219ZM219 170H217V171L219 172ZM242 170H243V169H242ZM115 171H114V172H115ZM128 171H129V173H132L131 170L128 169ZM166 171H167V170H166ZM170 171H172V169H171ZM189 171H188V172H189ZM199 171H198V172H199ZM206 171H207V169H206ZM236 171H237V172H236ZM244 171H245V170H244ZM248 171H249V170H248ZM259 171H260V170H259ZM262 171H264V170L262 169ZM97 172H98V170H97ZM114 172H113V173H114ZM167 172H168V171H167ZM167 172H165V173L167 174ZM176 172H177V171H176ZM193 172H194V171H192V173H193ZM202 172H203V171H202ZM208 172H209V171H208ZM245 172H246V171H245ZM115 173H116V172H115ZM115 173H114V174H115ZM120 173H119V174H120ZM123 173H124V170H123L122 174H123ZM129 173H128V174H129ZM133 173H134V172H133ZM135 173H136V172H135ZM148 173H149V172H147L146 175H148ZM160 173H161V171H160ZM195 173H196V172H194L193 174L195 175ZM253 173H254V171H253ZM256 173H257V172H256ZM96 174H97V173H96ZM108 174H109V173H108ZM114 174H113V175H114ZM122 174H121V175H122ZM126 174H127V173H126ZM126 174L124 173L125 176H127ZM136 174H137V173H136ZM142 174H143V173H142ZM171 174H172V172H170V175H171ZM175 174H176V173H175ZM175 174L173 173V175H175ZM186 174H187V173H186ZM199 174H200V173H199ZM204 174H205V173H204ZM215 174H216V173H215ZM219 174H220V175L222 174V176H223V173H222V172H219ZM224 174H225V173H224ZM250 174H251V173H250ZM262 174H263V173H262ZM262 174H261V175H262ZM97 175H98V174H97ZM121 175H120V176H121ZM129 175H130V174H129ZM131 175L134 176V174H131ZM159 175H160V174H159ZM167 175H169V173H168ZM170 175H169V176H170ZM173 175H171L170 178H172V177L174 178L175 176H173ZM188 175H189V174H188ZM190 175H191V174H190ZM190 175H189V176H190ZM217 175H218V174H217ZM116 176H117V175L115 174V175L113 176V178L116 177ZM135 176H136V175H135ZM135 176H134V177H135ZM142 176H143V175H142ZM148 176H149V175H148ZM161 176L164 177V175H162V174H161ZM195 176H196V175H195ZM199 176H201V175H199ZM199 176H198V177H199ZM218 176H219V175H218ZM252 176H253V175H252ZM256 176H257V175H256ZM258 176H259V175H258ZM89 177H90V176H89ZM117 177H118V176H117ZM122 177H123V176H122ZM130 177H131V176H130ZM138 177L140 178V175H139ZM138 177H136V179H137ZM158 177H159V176H158ZM158 177H157V178H158ZM176 177H178V176H176ZM192 177H194V176H192ZM219 177H220V176H219ZM239 177H240V178H239ZM247 177H249V176H247ZM254 177H255V176H254ZM254 177H251V175H250V178H251V179L254 178ZM119 178H120V177H119ZM131 178H132V177H131ZM141 178H143V177H141ZM148 178H150V176H149ZM152 178H153V177H152ZM152 178H151V181H152ZM155 178H156V177H154V179H153L154 182H155L154 184H156V185H154V187L157 186V183H160V182H157V183H156L157 180H156ZM160 178H161V177H160ZM168 178H169V177H168ZM168 178H164V180H165V179H168ZM170 178H169V179H170ZM178 178H180V176H179ZM186 178H187V177H186ZM188 178H189V177H188ZM231 178H232L233 181H235L234 183L232 182ZM98 179H99V178H98ZM115 179H116V178H115ZM121 179H122V178H121ZM133 179H134V178H133ZM143 179H144V178H143ZM162 179H163V178H162ZM169 179H168V180H169ZM198 179H199V178H198ZM211 179H212V178H211ZM218 179H219V178H218ZM236 179H237V181H236ZM242 179H243V178H242ZM260 179H261V176H260ZM65 180H66V179H65ZM95 180H96V179H95ZM111 180H112V179H111ZM116 180H118V179H116ZM122 180L124 181V179H122ZM122 180H120V181H122ZM139 180H140V179H139ZM158 180H159V179H158ZM160 180H161V179H160ZM164 180H163V182H164ZM168 180H166V181H168ZM171 180H172V179H171ZM171 180H170V181H171ZM177 180H178V179H177ZM177 180H176V181H177ZM192 180H194V182H195V179H194V178H192ZM213 180H214V179H213ZM254 180H255V179H254ZM112 181H113V180H112ZM125 181H126V179H125ZM128 181H131V180H128ZM128 181H127V182H128ZM134 181H135V180H134ZM134 181L132 180L131 183H132V182H133V183L137 182L138 179H137L135 182H134ZM225 181H226V180H225ZM229 181H228V182H229ZM240 181H241V180H240ZM244 181H245V180H244ZM258 181H259V180H258ZM262 181H263V180H262ZM262 181H260V182H262ZM99 182H100V181H99ZM115 182H116V181H115ZM138 182H139V181H138ZM140 182H141V181H140ZM149 182H150V181H149ZM171 182H172L173 184H175L173 180H172ZM198 182H199V181H198ZM216 182H217V181H216ZM228 182H227V183H228ZM242 182H243V180H242ZM246 182H247V181H246ZM102 183H103V182H102ZM116 183H117V182H116ZM123 183H124V182H123ZM123 183H122V184H123ZM129 183H130V182H129ZM131 183H130V185H131ZM133 183H132V184H133ZM142 183L144 184L145 182H143V180H142ZM167 183H168V182H167ZM185 183H186V182H185ZM192 183H193V182H192ZM195 183H196V182H195ZM223 183H224V182H223ZM231 183H230V184H231ZM237 183H236V185H237ZM258 183H259V182H258ZM263 183H264V181L262 182V186H263ZM110 184H111V182H110ZM117 184H118V183H117ZM117 184H116V186L118 187ZM138 184H140V183H137V185H138ZM145 184H146V183H145ZM148 184H149V183H148ZM148 184H146V186H147ZM162 184H163V183H162ZM164 184H165V183H164ZM168 184H169V183H168ZM189 184H191V182H189ZM196 184H197V183H196ZM200 184H201V183H200ZM214 184H215V183H214ZM220 184H221V183H220ZM239 184H238V185H239ZM241 184H243V183H241ZM259 184H261V183H259ZM259 184H258V185H259ZM92 185H93V184H92ZM98 185H99V184H98ZM102 185H103V184H102ZM105 185H106V184H104V187L101 186V188H102V187L105 188ZM128 185H129V184H128ZM130 185H129V186H130ZM133 185H134V184H133ZM160 185H161V184H160ZM187 185H188V184H187ZM192 185L195 186L194 183H193ZM198 185H199V184H198ZM212 185H213V184H212ZM249 185H250V184H249ZM254 185H255V184L253 183V186H254ZM113 186H114V185H113ZM116 186H115V187H116ZM125 186H126V185H125ZM134 186H135V185H134ZM161 186H162V185H161ZM177 186H180V185H177ZM190 186H191V185H190ZM200 186H201V185H200ZM200 186H199V187H200ZM203 186H204V185H203ZM210 186H211V184H210ZM210 186H209V187H210ZM233 186H234V185H232L231 188H233ZM240 186H241V185H239L238 188H239ZM92 187H93V186H92ZM99 187H100V185H99ZM121 187H123V185H122ZM126 187H127V186H126ZM130 187H131V186H130ZM130 187H129V188H130ZM135 187H137V186H135ZM150 187H152V183H151V185H149V187H147V188H150ZM158 187H159V186H158ZM165 187H166V186L163 185L162 189L165 188ZM167 187H169V186L167 185ZM171 187H173V186L171 185ZM171 187H170V188H171ZM191 187H192V186H191ZM199 187L197 188V186H196V189H199ZM226 187H227V186H226ZM229 187H230V186H229ZM229 187H228V188H229ZM236 187H237V186H236ZM236 187H235V190H234V189H231V191H232V190H233L232 192L236 191V190H237ZM263 187H264V186H263ZM106 188H107V187H106ZM106 188H105V189H106ZM110 188H111V185H110ZM127 188H128V187H127ZM131 188H133V187H131ZM131 188H130V189H131ZM138 188H139V187H138ZM142 188H143V187H142ZM147 188H146V189H147ZM170 188H169V189H170ZM192 188H193V187H192ZM228 188H227V189H228ZM242 188H243V187H242ZM246 188H247V187H246ZM246 188H245V190L247 191ZM248 188H249V187H248ZM254 188H255V187H254ZM254 188H253V189H254ZM256 188H257V186H256ZM258 188H261V185H260V187H258ZM258 188H257V189H258ZM79 189H80V188H79ZM98 189H99V188H98ZM105 189H104V190H105ZM107 189L109 190V188H107ZM111 189H112V188H111ZM111 189H110V190H111ZM118 189H119V188H118ZM121 189H122V188H121ZM146 189H144V190L146 191ZM156 189H157L156 187H155V189H153V187H152V189L150 188V189H149V190H151L150 193L153 192L152 190H154V193H155V192H156ZM159 189H160V188H159ZM159 189H158V190H159ZM165 189H166V188H165ZM165 189H164V190H165ZM176 189H177V187H176ZM181 189H182V188H181ZM181 189H180V190H181ZM184 189H185V187H184ZM188 189H189V188H188ZM202 189H203V187H202ZM204 189H205V187H204ZM204 189H203V190H204ZM212 189H213V188H212ZM222 189H223V188H222ZM225 189H226V188H225ZM239 189H241V188H239ZM239 189H238V190H239ZM243 189H244V188H243ZM243 189H242V190H243ZM262 189H263V188H262ZM88 190H89V188H88ZM94 190H95V189H94ZM99 190H100V189H99ZM104 190H103V191H104ZM119 190H120V189H119ZM124 190H126V189H124ZM134 190H136V188H135ZM138 190H139V189H138ZM140 190H141V189H140ZM147 190H148V189H147ZM160 190H161V189H160ZM164 190H163V191H164ZM178 190H179V187H178ZM193 190H194V189H193ZM193 190H192V191H193ZM203 190H200V191H203ZM208 190H209V189H208ZM238 190L236 191L237 193L235 192L236 194H239V193H238ZM260 190H261V189H260ZM111 191H112V190H111ZM116 191H117V188H116ZM116 191H115V192H116ZM132 191H133V190H132ZM145 191H144V192H145ZM161 191H162V190H161ZM168 191H169V190H168ZM170 191H172V189H170ZM175 191H176V190H175ZM175 191H173V192H175ZM198 191H199V190H198ZM206 191H207V190H206ZM210 191H211V190H210ZM210 191H209V192H210ZM218 191H219V190H218ZM225 191H226V190H225ZM253 191H255V193H256V190H253ZM253 191H252V192H253ZM257 191H258V190H257ZM263 191H264V190H263ZM89 192H90V190H89ZM89 192H88V193H89ZM108 192H109V191H108ZM118 192H119V191H118ZM121 192H122V191H121ZM121 192H120V193H121ZM128 192H129V190H128ZM141 192H143V191H141ZM148 192H149V191H148ZM159 192H160V191H159ZM159 192H156V193H159ZM186 192H187V191H186V189H185V193H186ZM219 192H220V191H219ZM229 192H230V188H229ZM229 192H226L225 200H227V199H228V200H231V199H232L231 201H234V199H233V197H234L233 195H234V194L232 195V198L230 199V198H229L230 194H227V193H229ZM232 192H231V193H232ZM239 192H240V191H239ZM250 192H251V191H250ZM99 193H100V192H99ZM101 193H102V192H101ZM133 193H134V192H133ZM133 193L131 194V196L133 195ZM137 193H138V192H137ZM146 193H147V192H146ZM146 193H144L143 196L148 195V194H146ZM164 193H165V191H164ZM167 193H168V192H167ZM190 193H191V191H190ZM192 193H193V192H192ZM196 193H197V192H196ZM202 193H204V192H202ZM202 193H201V194H202ZM216 193H217V192H215V195L218 194V193H217V194H216ZM242 193H243V191H241V194H242ZM245 193H246V192H245ZM247 193H249V192H247ZM255 193H254V194H255ZM258 193H259V192H258ZM258 193H257V194H258ZM260 193H261V192H260ZM72 194H73V193H72ZM94 194H95V193H94ZM103 194H104V193H103ZM105 194H107V192H106ZM109 194H110V193H109ZM126 194H127V193H126ZM126 194H124V196H125ZM128 194H129V193H128ZM140 194H141V193H140ZM152 194H153V193H152ZM159 194H160V193H159ZM159 194H158V196H159ZM170 194H171V193H169V195H170ZM186 194H188V193H186ZM210 194H211V193H210ZM220 194H221V192H220L219 195H217V196H221ZM236 194H235V195H236ZM100 195H102V194H100ZM110 195H112V194H110ZM122 195H123V193H122ZM153 195L156 196L155 194H153ZM167 195H168V194L165 195V196H166L165 199H167ZM172 195H173V194H172ZM188 195H189V194H188ZM202 195H203V194H202ZM205 195H206V194H205ZM213 195H214V194H213ZM213 195H212V196H213ZM239 195H240V194H239ZM246 195H247V194H246ZM260 195H261V194H260ZM108 196H109V195H107L106 198H108ZM114 196H116L117 199H118V196H117L116 194H115ZM114 196H113V198H116V197H114ZM120 196H121V194H120ZM126 196H128V195H126ZM134 196H136V195L134 194ZM137 196H138V194H137ZM137 196H136V197H137ZM140 196H141V195H140ZM149 196H150V194H149ZM180 196H181V195H180ZM184 196H185V195H184ZM193 196H194V195H193ZM206 196H207V195H206ZM249 196H250V195H249ZM93 197L95 198V196H93ZM98 197H100L99 194H98ZM102 197H103V196H102ZM104 197H105V196H104ZM109 197H110V196H109ZM138 197H139V196H138ZM147 197H148V196H147ZM152 197H153V196H152ZM161 197L163 198L164 195H161ZM185 197H187V196H185ZM189 197H190V196H189ZM202 197H203V196H202ZM230 197H231V196H230ZM241 197H242V196H241ZM241 197H240V198H241ZM246 197H247V196H246ZM257 197H258V196H257ZM69 198H70V197H69ZM86 198H88V197L86 196ZM111 198H112V196H111ZM128 198H129V197H128ZM148 198L151 200V196L148 197ZM158 198H160V196H159ZM168 198H169V196H168ZM171 198H173V197L171 196ZM182 198H183V197H182ZM199 198H200V197L198 196V199H197V200H199ZM203 198H205V197H203ZM203 198H202V199H203ZM222 198H223V197H222ZM252 198H253V197H252ZM252 198H251V200H252ZM71 199H72V198H71ZM101 199H102V198H101ZM119 199H120V198H119ZM123 199H124V197H123ZM130 199H131V198H130ZM133 199H134V197H133ZM141 199H142V201H143V199H147V198H146V197H144V198L142 197ZM156 199H157V197H156ZM160 199H161V198H160ZM160 199H159V200H160ZM169 199H170V198H169ZM179 199H180V198H179ZM188 199H191V198H188ZM235 199H237V198L235 197ZM254 199H255V198H254ZM254 199H253V201H252V205H253V202L255 201ZM107 200H108V199H107ZM109 200H110V199H109ZM135 200H136V198H135ZM137 200H138V199H137ZM147 200H148V199H147ZM147 200H145V201H147ZM152 200H153V199H152ZM159 200H158V201H159ZM170 200H171V199H170ZM170 200H169L167 203H165V204L167 205V204L170 202ZM173 200H174V199H173ZM177 200H178V198H177ZM240 200H241V199H240ZM244 200H245V199H244ZM256 200H257V199H256ZM262 200H263V199H262ZM96 201H97V200H96ZM124 201H125V199H124ZM132 201H134V200H132ZM132 201H131V202H132ZM153 201H154V200H153ZM156 201H157V200H156ZM160 201H161V200H160ZM223 201H224V198H223ZM231 201H230L229 204H231ZM237 201H239V200L237 199ZM241 201H243V198H242ZM245 201H246V200H245ZM245 201H244V202H245ZM248 201H249V200H248ZM73 202H74V201H73ZM91 202H92V201H91ZM104 202H105V201H104ZM114 202H115V200H114ZM117 202H119V200H118V201L116 200V202H115L116 205H117ZM126 202H128V201L126 200ZM138 202H139V201H138ZM138 202L135 201V203H137V204H138ZM140 202H141V201H140ZM140 202H139V203H140ZM143 202H144V201H143ZM143 202H142V203H143ZM164 202H166V201H164ZM164 202H163V200H162L163 205H165ZM180 202H181V201H180ZM182 202H183V201H182ZM200 202H201V200H200ZM202 202H203V201H202ZM204 202H205V201H204ZM235 202H236V201H235ZM235 202H234V203H235ZM249 202H250V201H249ZM255 202H256V201H255ZM261 202H262V201H261ZM94 203H95V202H94ZM98 203H99V202H98ZM107 203H109V202H107ZM120 203L122 204V202H120ZM129 203H130V201L128 202V204H129ZM135 203H133V205H134ZM154 203H155V201H154ZM154 203L152 202V205L155 206ZM156 203H157V202H156ZM170 203L172 204V203H174V202H170ZM176 203H177V202H176ZM238 203H239V202H238ZM238 203L236 202V204H238ZM240 203H241V202H240ZM96 204H97V202H96ZM121 204H120V205H121ZM125 204H127V203H125ZM125 204H124L123 206H126ZM137 204H136V206H137ZM148 204H149V205L146 206L147 208H149V206L152 207V205H150V202H149ZM224 204H226V207H229V205H227L228 203H224ZM224 204H223V205H224ZM243 204H244V203H243ZM97 205H98V204H97ZM100 205H101V204H99V206H100ZM108 205L110 206V204H108ZM111 205H112V204H111ZM129 205H131V203H130ZM139 205H142V204H139ZM199 205H200V206H203L204 203H203V205H201V204H199ZM220 205H221V204H220ZM232 205H233V203H232ZM254 205H255V203H254ZM102 206H103V205H102ZM105 206H107V205H105ZM154 206H153V207H154ZM159 206H162L161 202H160V205H159ZM174 206H175V205H174ZM238 206H239V204H238ZM245 206H246V204H245ZM263 206H264V205H263ZM113 207H114V206H113ZM119 207H120V206H119ZM126 207L128 208L129 206H126ZM126 207H124V211H125V208H126ZM133 207H134V206H133ZM155 207H157V206H155ZM155 207H154V208H155ZM168 207H170L169 204L166 206V208H168ZM176 207H177V206H176ZM188 207H189V206H188ZM192 207H193V206H192ZM198 207H199V206H198ZM226 207H224V208H226ZM230 207L233 208V206H231V205H230ZM230 207H229V208H230ZM235 207H236V206H234V208H235ZM239 207H240V206H239ZM239 207H238V208H239ZM241 207H242V205H241ZM246 207H247V206H246ZM121 208H122V207H121ZM121 208H120V209H121ZM129 208H130V207H129ZM131 208H132V207H131ZM134 208H135V207H134ZM140 208H142V207H140ZM170 208H172V206H171ZM173 208H174V207H173ZM173 208H172V209H173ZM177 208H178V207H177ZM184 208H186V206H184ZM184 208H183V209H184ZM200 208H202V207H200ZM222 208H223V207H222ZM234 208H233V209H234ZM251 208H252V206H251ZM261 208H263V207H261ZM104 209H105V208H104ZM108 209H109V208H108ZM108 209H107V210H108ZM110 209H111V207H110ZM132 209H133V208H132ZM135 209H136V208H135ZM138 209H139V208H138ZM151 209H153V208H151ZM159 209H160V208H159ZM161 209H162V207H161ZM161 209H160L159 211H161ZM179 209H180V208H179ZM186 209H188V208H186ZM243 209H244V208H243ZM247 209H248V208H247ZM247 209H246V210H247ZM98 210L100 211V209H98ZM105 210H106V209H105ZM112 210H113V208H112ZM122 210H123V209H122ZM141 210H142V209H141ZM143 210H144V208H143ZM145 210H146V209H145ZM155 210H156V209H155ZM163 210H164V209H163ZM163 210H162V211H163ZM168 210H169V209H168ZM174 210H175V209H174ZM193 210H194V209H192V211H193ZM203 210H204V209H203ZM214 210H215V209H214ZM216 210H217V209H216ZM226 210H227V209H226ZM226 210H224V211H226ZM231 210H232V209H230V212H232ZM236 210H237V208L234 209L233 211L235 212ZM253 210H257V209H256V208H255V209L253 208ZM263 210H264V209H263ZM92 211H93V210H92ZM101 211H102V210H101ZM113 211H114V210H113ZM116 211H117V208H116ZM118 211H120L119 208H118ZM126 211H128V210H126ZM129 211H130V209H129ZM139 211H140V210H139ZM146 211H147V210H146ZM146 211H145V213H146ZM153 211H154V210H153ZM153 211H151V212L153 213ZM159 211L156 212L157 215H159ZM166 211H167V210H166ZM166 211H165V213L163 212V213H164L163 215H167V214H166V213H167ZM169 211H170V210H169ZM175 211H177V210H175ZM188 211H189V210H188ZM195 211H198V210L195 209ZM200 211H201V210L199 209L198 212H200ZM224 211H223V212H224ZM238 211H239V215H241V214H240V213H241V212H240V211H241L240 208H239ZM238 211H236V212L238 213ZM248 211L252 212V209H251V210L248 209ZM248 211H247V214H249ZM105 212H107V211H105ZM108 212H109V211H108ZM120 212H122V211H120ZM120 212H119V213H120ZM140 212H141V211H140ZM154 212H155V211H154ZM172 212H173V211H172ZM215 212H216V211H215ZM223 212H221V214H223ZM226 212H227V211H226ZM226 212H224V213H226ZM243 212H244V211H242V213H243ZM92 213H93V212H92ZM99 213H100V212H99ZM119 213H118V215H119ZM129 213H130V212H129ZM132 213H133V212H132ZM135 213H137V212L135 211ZM143 213H144V212H143ZM143 213L141 212V214H143ZM145 213H144V214H145ZM152 213L149 212V213L147 214V216H150L149 214L152 215ZM190 213H191V211H190ZM194 213H195V212H194ZM237 213H236V217L238 216ZM253 213H254V212H252V214H253ZM255 213H257V212H255ZM255 213H254V214H255ZM104 214H105V213H104ZM107 214H108V213H107ZM111 214H113V213H111ZM125 214H126V213H125ZM144 214H143L142 216H145ZM168 214H169V213H168ZM177 214H178V213H177ZM199 214H200V213H199ZM244 214H245V213H244ZM244 214H242V215H244ZM261 214H262V213H261ZM100 215H102V213H101ZM113 215H114V214H113ZM118 215H117V216H118ZM122 215H124V214H122ZM127 215H128V214H127ZM129 215H130V216H129V218H130V217H131V214H129ZM132 215H133V214H132ZM136 215H137V218H138V214H135V217H133V218H131V219L134 220V218H136ZM154 215H155V213L153 214V216H154ZM163 215H162V216H163ZM189 215H190V214H189ZM196 215H197V212L195 213V217H196ZM209 215H210V214H209ZM225 215H226V217L229 219V217L231 218V216L233 215V212H232V213H226ZM250 215H251V213L249 214V217H250ZM111 216H112V215H110V217H111ZM115 216H116V214H115ZM125 216H126V215H125ZM125 216H124V217H125ZM202 216H203V215H202ZM220 216H221V215H220ZM234 216H235V215H234ZM251 216H252V215H251ZM90 217H91V215H90ZM96 217H97V216H96ZM101 217H102V216H101ZM105 217H106V215H105ZM107 217H108V216H107ZM120 217H121V216L119 215L118 218L120 219ZM139 217H140V216H139ZM159 217H160V216H159ZM159 217H158V219H159ZM163 217H164V216H163ZM163 217H162V218H163ZM168 217H169V215H168ZM188 217H190V216H188ZM198 217H199V216H198ZM223 217H224V216H223ZM240 217H241V216H240ZM240 217H239V218L237 217L236 220H237V219L239 220ZM252 217H253V216H252ZM252 217H251V219L253 220L254 217H253V218H252ZM98 218H99V217H98ZM122 218H123V217H122ZM127 218H128V217H127ZM137 218H136V219H137ZM141 218H142V220L145 221V218H143V217H141ZM192 218H194V217H192ZM200 218H201V217H200ZM202 218H203V217H202ZM209 218H210V217H209ZM224 218H225V217H224ZM234 218H235V217H234ZM241 218H243V217H241ZM246 218H248V217L246 216ZM94 219H95V218H94ZM104 219H105V218H104ZM110 219H111V218H110ZM115 219H116V217H115ZM115 219H113V220H115ZM123 219H124V218H123ZM125 219H126V218H125ZM151 219L153 220V218H151ZM156 219H157V217H156ZM156 219H155V220H156ZM160 219H161V218H160ZM164 219H165V218H164ZM174 219H175V218H174ZM174 219H173V220H174ZM228 219L225 218V220H226L227 222L230 221V220H228ZM251 219H250V220H251ZM256 219H257V218H256ZM102 220H103V219H102ZM113 220H112V221H113ZM117 220H118V219H117ZM139 220H141V219H139ZM147 220L150 221L149 219H147ZM169 220H170V219H169ZM173 220H172V221H173ZM216 220H217V219H216ZM218 220H219V219H218ZM225 220H224V221H225ZM231 220L233 221V218H232ZM240 220H241V219H240ZM242 220H243V221H242ZM242 220H241V221H242L243 224H244V221H245V220H244V219H242ZM252 220H251V222H253V225H254V221H252ZM261 220H262V219H261ZM107 221H108V220H107ZM112 221H111V223H109V225L111 224V225H110L111 227H112V223H113ZM118 221H119V220H118ZM118 221H117V222H118ZM122 221H123V220H122ZM122 221H121V222H122ZM127 221H128V220H127ZM137 221H138V219H137ZM153 221H154V220H153ZM153 221H150V222H153ZM219 221H220V223H221V221H223V220L220 219ZM219 221H218V222H219ZM97 222H98V221H97ZM109 222H110V221H109ZM121 222H118V223H120V225H121ZM142 222H143V221H142ZM146 222H147V221H146ZM157 222H158V221H157ZM162 222H163V221H162ZM167 222H168V221H167ZM170 222H171V221H169L168 223H170ZM211 222H212V220H211ZM215 222H216V221H215ZM227 222H226V223H227ZM234 222H235V221H233V223H231V224L235 225ZM236 222H239V221H236ZM245 222H246V221H245ZM249 222H250V221H249ZM251 222H250V224H252ZM257 222H258V221H257ZM94 223H95V222H94ZM118 223H117V225H119ZM125 223H126V222H125ZM129 223H130V222H129ZM133 223L135 224L136 222L134 221ZM133 223H132V225H133ZM139 223H140V222H137L136 225L138 224V226H140L141 223H140V224H139ZM147 223H148V222H147ZM155 223H156V222H155ZM155 223H154V224H155ZM158 223H161V222H158ZM240 223H241V222H240ZM240 223H239V225H241ZM255 223H256V222H255ZM88 224H89V223H88ZM107 224H108V223H107ZM114 224H116V220H115V223H114ZM143 224H145V223H143ZM143 224H141V225H143ZM149 224H150V223H149ZM163 224H164V222H163ZM172 224H174V223H172ZM193 224H194V223H193ZM196 224H197V223H196ZM196 224H195V225H196ZM229 224H230V223H229ZM231 224H230V226L232 227ZM243 224H242L240 227L243 226V228H245V226H244ZM246 224H248V223L246 222ZM246 224H245V225H246ZM256 224H257V223H256ZM256 224H255V225H256ZM258 224H260V223L258 222ZM263 224H264V221H263ZM109 225L106 226V227H107V228H110ZM120 225H119V226H120ZM123 225H124V224H123ZM127 225H128V224H126L125 226H127ZM129 225H131V224H129ZM152 225H153V223L151 224V227H152ZM160 225H162V223H161ZM165 225H166V224H165ZM197 225H198V224H197ZM248 225H249V224H248ZM253 225H251V226H253ZM261 225H262V223H261ZM95 226H96V225H95ZM133 226H135V225H133ZM144 226H145V225H144ZM147 226H148V225H147ZM147 226L145 227L146 229L148 228ZM155 226H157V223H156ZM158 226H159V225H158ZM163 226H164V225H163ZM169 226H170V225H169ZM169 226H168V227H169ZM171 226H172V225H171ZM173 226H174V225H173ZM173 226H172V227H173ZM192 226H193V225H192ZM223 226H224V224H223ZM226 226H227V224H226ZM257 226H258V225H257ZM259 226H260V225H259ZM263 226H264V225H263ZM130 227H131V226H130ZM130 227L128 226V228H130ZM135 227H136V226H135ZM141 227L143 228V226H141ZM141 227H140V228H141ZM149 227H150V226H149ZM151 227H150V229H151ZM161 227H162V226L158 227L159 230L162 229ZM220 227H221V225H220ZM220 227H219V228H220ZM231 227H230V228H231ZM234 227H237V228H238V225H237V226H234ZM240 227H239V228H240ZM261 227H262V226H260V228H261ZM113 228H114V229H113ZM113 228H112V230H116L114 226H113ZM117 228H120V227L117 226ZM136 228H138V227H136ZM145 228H144V229H145ZM152 228H153V227H152ZM154 228H157V227H154ZM160 228H161V229H160ZM189 228H191V227L189 226ZM198 228H199V226H198ZM198 228H197V229H198ZM221 228H227V227L224 226V227H221ZM221 228H220V229H221ZM230 228H229V229H230ZM239 228H238V229H239ZM255 228H256V227H255ZM255 228H254L252 231L255 232V234H256V233L259 231V228H258V230L254 231ZM97 229H98V228H97ZM126 229H127V228H126ZM146 229H145V230H146ZM150 229H147V230H150ZM163 229H164V228H163ZM166 229H168V228H166ZM172 229H174V228H172ZM227 229H228V228H227ZM229 229H228V230H229ZM232 229L234 230V228H232ZM232 229H231V230H232ZM235 229H236V228H235ZM248 229H249V228H248ZM112 230H111V231H112ZM121 230L124 231L125 229L121 228ZM133 230H134V227H133L132 231H133ZM142 230H143V229H142ZM142 230H140V231H141V232H144V231H145V230H143V231H142ZM155 230H156V229H153V231H155ZM168 230H169V229H168ZM194 230H195V229H194ZM200 230H201V229H200ZM206 230H207V229H206ZM221 230H224V232H226V235H228V233L230 232V231H229V232L227 233L228 230L226 231L225 229H221ZM221 230H220V231H221ZM244 230H245V229H244ZM261 230H263V228H262ZM91 231H92V230H91ZM97 231H98V230H97ZM108 231H110V229H108ZM118 231H119V229H118ZM118 231H116V232H118ZM128 231H129V230H128ZM153 231H152V232H153ZM156 231H158V230H156ZM162 231H163V230H162ZM169 231H170V230H169ZM187 231H188V230H187ZM190 231L192 232V228H191ZM197 231H198V230H197ZM218 231H219V229H218ZM218 231H217V232H218ZM235 231H236V234H237V230H235ZM239 231H240V230H239ZM239 231H238V232H239ZM242 231H243V230H242ZM242 231H241V232H242ZM250 231H251V229H250ZM263 231H264V230H263ZM116 232H115V233H116ZM119 232H120V231H119ZM145 232H146V231H145ZM147 232H148V231H147ZM147 232H146V233H147ZM158 232H161V231H158ZM171 232H172V231H171ZM191 232H188V233H191ZM199 232H200V231H199ZM202 232H203V231H202ZM217 232H216V233H217ZM221 232H222V231H221ZM221 232L219 233L220 235L223 233V232H222V233H221ZM231 232H232V231H231ZM231 232H230V233H231ZM106 233H107V232H106ZM108 233H109V232H108ZM110 233H111V232H110ZM112 233H113V232H112ZM128 233H129V232H128ZM133 233H134V231H133ZM163 233H164V232H163ZM165 233H167V230H166ZM168 233H169V232H168ZM173 233H174V231L172 232V234H173ZM188 233H187V234H188ZM200 233H201V232H200ZM248 233H251V232L248 231ZM124 234L126 235V233H124ZM134 234H135V233H134ZM134 234H132L131 236H133ZM138 234L141 235L140 232H138ZM138 234H137V236H139ZM144 234H145V233H144ZM147 234H148V233H147ZM147 234H146V235H147ZM149 234H150V233H149ZM149 234H148V235H149ZM151 234H152V233H151ZM154 234H155V233H154ZM158 234H160V233H158ZM194 234H195V233H194ZM202 234H203V233H202ZM209 234H210V233H209ZM219 234H218V235H219ZM240 234H241V233H240ZM258 234H259V233H258ZM260 234H261V233H260ZM98 235H99V234H98ZM98 235H97V237H99ZM112 235H113V234H112ZM155 235H156V234H155ZM155 235H154V236H155ZM162 235H163L162 232H161V234H160L161 237H160L159 235H157V236H159V237L161 238V241H160V243L162 242L161 245L163 244V241H164V240L162 241V237L165 236V235H163V236H162ZM168 235H169V237H172V236H170V234H168ZM199 235H200V234H199ZM222 235H223V234H222ZM224 235H225V234H224ZM226 235H225V236H226ZM237 235H238V234H237ZM247 235H249V234H247ZM251 235H252V233H251ZM253 235H254V233H253ZM263 235H264V233H263ZM117 236H118V235H117ZM121 236L124 237L123 235H121ZM126 236H127V235H126ZM126 236H125V239H127ZM131 236H130V237H131ZM135 236H136V235H135ZM150 236H151V235H150ZM150 236H148L147 244H148V242H149V243L151 242V241H149V237H150ZM187 236H188V235H187ZM192 236H193V235H192ZM214 236H215V235H214ZM225 236H224V237H225ZM230 236H231V235H230ZM239 236H240V235H239ZM107 237H108V236H107ZM118 237H119V236H118ZM141 237L144 239L146 236L144 235V237H143V235H142ZM165 237H167V236H165ZM165 237H164V239L167 240V238H165ZM200 237H201V236H200ZM219 237H220V236H219ZM221 237H222V236H221ZM221 237H220V238H221ZM226 237H227V236H226ZM226 237L224 238L225 240L227 239ZM228 237H229V236H228ZM241 237H242V236H241ZM243 237H244V235H243ZM243 237H242V238H243ZM245 237H246V236H245ZM245 237H244V238H245ZM247 237H248V236H247ZM249 237L251 238V236H249ZM253 237H254V236H253ZM102 238H103V237H102ZM109 238H110V237H109ZM111 238H113V237H111ZM131 238H132V237H131ZM131 238H130V239H131ZM150 238H151V239L154 238L153 235H152ZM172 238H174V237H172ZM188 238H189V237H188ZM194 238H196V237H194ZM205 238H206V236H205ZM208 238H209V236H208ZM214 238L216 239V237H213V239H214ZM220 238H219V239H220ZM230 238H232L231 242H233V236L230 237ZM255 238H256V237H255ZM104 239H105V238H103V240H104ZM107 239H108V238H107ZM107 239H106V240H107ZM118 239H121V238H118ZM118 239H116V240H118ZM125 239H124V240H125ZM130 239H129V242L131 243V242H132V239H134V238H132L131 241H130ZM186 239H187V238H186ZM189 239H190V238H189ZM201 239H203V238H201ZM219 239L216 240V242H215V241H213V242H215V244H216L217 241H219ZM240 239H241V238H240ZM246 239L248 240V238H246ZM260 239H261V236H260V238L257 239V240L261 241ZM263 239H264V237H263ZM263 239H262V240H263ZM108 240H110V239H108ZM108 240H107V243L109 244ZM111 240H112V239H111ZM111 240H110V242H111ZM122 240H123V239H122ZM140 240H142V239H140ZM156 240H160V239H156ZM197 240H198V238H197ZM204 240H205V239H204ZM221 240H223V239L221 238L220 241H221ZM225 240H223V241H225ZM243 240H245V239H243ZM247 240H246V241H247ZM251 240H252V239H251ZM100 241H101V240H100ZM113 241H114V240H113ZM135 241H136V238H135ZM138 241H139V240H138ZM142 241L144 242L145 240H142ZM142 241H141V242H142ZM152 241H155V240L153 239ZM170 241L172 242L173 240L170 239ZM198 241H199V240H198ZM238 241H239V239H238ZM241 241H242V240H241ZM241 241H240V242H241ZM259 241H258V243L260 244ZM263 241H264V240H263ZM263 241H262V242H263ZM94 242H95V241H94ZM103 242H104V241H103ZM103 242H102V243H103ZM118 242H119V241H118ZM125 242H126V241H125ZM171 242H170V243H171ZM175 242H176V241H175ZM185 242H186V241H185ZM196 242H197V241H196ZM196 242L194 243V241H193L194 244H197ZM208 242H209V241H208ZM226 242H227V241H225V243H222V245H221L222 248H223V252L225 251V252H224L225 255H226V252H227V251H230V249L233 248V245L230 246V245H228L229 242H228V243H226ZM252 242H253V241H252ZM256 242H257V241H256ZM98 243H100V242H98ZM102 243H101L100 245L103 247L104 245H103ZM105 243H106V242H105ZM113 243H115V242H113ZM119 243H120V242H119ZM123 243H124V241H123ZM138 243H139V242H138ZM145 243H146V242H145ZM154 243H155V242H154ZM166 243H167V241H166ZM205 243L208 244L207 241H206ZM233 243H234V242H233ZM243 243H244V242L241 243L242 246L244 245ZM247 243H248V242H247ZM249 243H250V241H249ZM96 244H97V243H96ZM110 244L112 245V243H110ZM141 244H142V243H141ZM152 244H153V243H152ZM152 244H151V249H152V247H153ZM155 244H156V243H155ZM174 244H175V243H174ZM231 244H232V243H231ZM259 244H258V245H259ZM105 245H106V244H105ZM111 245H108V246H110V248H112ZM118 245H119V244H118ZM121 245H125V244H122V243H121ZM128 245H129V244H128ZM128 245H127V247H128ZM133 245H134V244H133ZM133 245H132V246H133ZM142 245H143V244H142ZM142 245H141V246H142ZM153 245H154V244H153ZM156 245H157V244H156ZM208 245H209V244H208ZM218 245H220V242H219ZM236 245H237V244H236ZM247 245H248V244H247ZM247 245H245V246H247ZM249 245H251V243H250ZM252 245H253V243H252ZM252 245H251V246H252ZM256 245H257V243H256ZM258 245H257V246H258ZM94 246H95V245H94ZM96 246H98V245H96ZM96 246H95V247H96ZM116 246H117V245H116ZM135 246H136V244H135ZM138 246H139V245H138ZM144 246H145V244H144ZM146 246H148V245H146ZM170 246H171V245H170ZM170 246H169V247H170ZM180 246H181V245H180ZM186 246H187V245H186ZM186 246H185V248H186ZM188 246H189V242H188ZM190 246H191V245H190ZM192 246H193V245H192ZM196 246H197V245H196ZM204 246H205V244H204ZM215 246H217V245H214V247H215ZM234 246H235V245H234ZM261 246H262V249L264 250V242L261 243ZM261 246H260V247H261ZM104 247H105V246H104ZM118 247H119V246H118ZM127 247H126V248H127ZM149 247H150V246H149ZM154 247H155V246H154ZM159 247H162V246L159 245L158 248H159ZM194 247H195V246H194ZM199 247H200V245H199ZM208 247H210V246H208ZM208 247L206 246V248H208ZM214 247H213V248H214ZM218 247H219V246H218ZM218 247H217V248H218ZM237 247H238V246H237ZM237 247H236V248H237ZM243 247H244V246H243ZM260 247H259V248H260ZM97 248H98V247H97ZM97 248H96V249H97ZM108 248H109V247H107V249H108ZM116 248H117V247H116ZM120 248L122 249L121 246H120ZM129 248H130V246H129ZM129 248H128V249H129ZM133 248H134V247H133ZM140 248H141V247H140ZM142 248H143V247H142ZM156 248H157V246H156ZM204 248H205V247H204ZM213 248H212V249H213ZM215 248H216V247H215ZM234 248H235V247H234ZM240 248H241V246H240ZM247 248H248V247H247ZM254 248H256V247L254 246ZM96 249H95L94 251H96ZM103 249H104V248H103ZM113 249H114V248H113ZM121 249H120L119 251L123 252ZM146 249H147V247L145 248V250H144V249H143V250L146 252ZM148 249H149V248H148ZM151 249H149V250H151ZM161 249H162V248H161ZM180 249H181V247H180ZM197 249H198V248H197ZM220 249H221V248H220ZM220 249L218 248V249L216 250V253H217V251L220 250ZM260 249H261V248H260ZM262 249H261V250H262ZM100 250H102V249L100 248ZM110 250H111V249H109V251H110ZM129 250H130V249H129ZM131 250H132V249H131ZM134 250L136 251L135 248H134ZM149 250H148L146 253L144 252L145 254H148V256H149V253H148ZM153 250H155V248H154ZM159 250H160V249H159ZM159 250L157 249V251H159ZM162 250H163V249H162ZM165 250H166V249H165ZM167 250H168V248H167ZM191 250H192V249H191ZM195 250H196V249H195ZM206 250H207V249H206ZM214 250H215V249H214ZM214 250H213V251H214ZM233 250H234V249H233ZM237 250H238V249H237ZM237 250H236V251H237ZM247 250H248V249H247ZM263 250H262V251H263ZM102 251H103V250H102ZM102 251H101V252H102ZM104 251H105V253H104V254L101 253L102 255H105L106 253H107L108 255H110V254H109L110 252H107L106 249H104ZM111 251H112V250H111ZM124 251H126V250H124ZM139 251H141V250H139ZM155 251H156V250H155ZM155 251H153V254H154ZM168 251H169V250H168ZM207 251H208V250H207ZM220 251H221V250H220ZM240 251H241V250H240ZM259 251H260V250H259ZM259 251L257 250V252H259ZM262 251H260L261 254H262ZM113 252H114V251H113ZM113 252H112V253H113ZM127 252H128V251H127ZM129 252H130V251H129ZM129 252H128V253H129ZM141 252H142V251H141ZM159 252H160V251H159ZM165 252H166V251H165ZM241 252H242V251H241ZM241 252H240V254H242ZM247 252H248V251H247ZM255 252H256V251H255ZM257 252H256V253H257ZM99 253H100V252H99ZM115 253H116V251H115ZM123 253H124V252H123ZM134 253H135V252H134ZM138 253H139V252H138ZM160 253H161V252H160ZM162 253H163V252H162ZM162 253H161V254H162ZM185 253H186V252H185ZM213 253L215 254V252H213ZM219 253H220V252H219ZM228 253H229V252H228ZM233 253H234V252H233ZM236 253L238 254V252H236ZM250 253H251V252H250ZM253 253H254V252H253ZM253 253H251V255H252ZM101 254H99V255H101ZM117 254H118V253H117ZM150 254H152V253H150ZM158 254H159V253H158ZM177 254H178V253H177ZM204 254H205V253H204ZM248 254H249V253H248ZM258 254H259V253H258ZM261 254H260V256H261ZM102 255H101V256H102ZM112 255H113V254H112ZM119 255H120V253H119ZM119 255H118V256H119ZM126 255H127V254H126ZM142 255H143V252H142ZM154 255H155L156 257H159V255H156V254H154ZM187 255H188V254H187ZM229 255H230V254H229ZM234 255H236V254H234ZM249 255H250V254H249ZM256 255H257V254H256ZM101 256H100V257H101ZM120 256H121V255H120ZM122 256H123V255H122ZM131 256H132V254H131ZM151 256H152V255H151ZM155 256H154L153 260L156 258ZM161 256H162V255H161ZM161 256H160V257H161ZM163 256H164V254H163ZM177 256H179V255H177ZM188 256H189V255H188ZM194 256H195V255H194ZM212 256H213V255H212ZM216 256H218V253H217ZM227 256H228V254H227ZM227 256H225L224 259L228 258ZM231 256H232V253H231ZM103 257H104V256H103ZM106 257H107V256H106ZM108 257H109V256H108ZM115 257H116V256H115ZM127 257L129 258V256H127ZM136 257H137V255H136ZM144 257H145V255H144ZM146 257H147V256H146ZM146 257H145L144 259H147V260H148V257H147V258H146ZM168 257H169V256H168ZM219 257H220V256H219ZM219 257H218V258H219ZM241 257H242V256H241ZM241 257H240V258H241ZM252 257H253V256H252ZM256 257H257V256H256ZM262 257H263V255H262ZM101 258H102V257H101ZM111 258H112V257H111ZM116 258H117V257H116ZM141 258H143V256H142ZM170 258H171V257H170ZM175 258H176V257H175ZM211 258H212V257H211ZM213 258H216V257H213ZM218 258H217V259H218ZM232 258H233V256H232ZM248 258H250V257H248ZM254 258H255V257H254ZM257 258H259V257H257ZM102 259H103V258H102ZM112 259H114V257H113ZM120 259H122V257L118 258V260H120ZM125 259H126V258H125ZM125 259H124V260H125ZM129 259H130V258H129ZM135 259H136V258H135ZM135 259H134V260H135ZM156 259H157V258H156ZM156 259H155L154 261H156ZM161 259L163 260V258H161ZM161 259H160V260H161ZM217 259H216V261H217ZM222 259H223V256H222ZM224 259H223V260H218V262L215 261L216 263H213V264H217V263H218V264H222V263L224 262ZM261 259H264V257L261 258ZM261 259L259 258L258 260L260 261ZM109 260H110V259H109ZM131 260L133 261V259H131ZM139 260H140V259H139ZM141 260H143V259H141ZM141 260H140V261H141ZM147 260H146V261H147ZM150 260H152V258H150ZM162 260H161V261H162ZM229 260H230V258H229ZM229 260H228V261H229ZM231 260H232V259H231ZM236 260H238V259H236ZM249 260L251 261V258H250ZM255 260H256V258H255ZM255 260H254V262H255ZM100 261H101V260H100ZM106 261H107V259H106ZM106 261H105V262H106ZM114 261H115V260H114ZM114 261H112V262L114 263ZM121 261H123V260H121ZM136 261H137V259H136ZM143 261H145V260H143ZM143 261H142V262H143ZM146 261H145V262H146ZM179 261H180V260H179ZM219 261H222V262H219ZM225 261H226V260H225ZM228 261H226V262H228ZM240 261H242V260H240ZM243 261H244V260H243ZM259 261H256L255 263L258 264ZM116 262H117V261H116ZM129 262H130V261H129ZM133 262H134V261H133ZM147 262H149V261H147ZM163 262H164V261H163ZM166 262H167V260H166ZM191 262H192V261H191ZM213 262H214V261H213ZM231 262H232V261H229V263H231ZM235 262H236V261H235ZM235 262H234V263H235ZM237 262H238V261H237ZM237 262H236V264L239 263V262H238V263H237ZM248 262H249V261H248ZM96 263H97V262H96ZM99 263H100V262H99ZM102 263H103V262H102ZM102 263H101V264H102ZM108 263H109V262H108ZM110 263H111V262H110ZM110 263H109V264H110ZM123 263H124V262H122V264H123ZM130 263H132V262H130ZM150 263H152V262H150ZM150 263H149V264H150ZM160 263H161V262H160ZM160 263H159V264H160ZM229 263H228V264H229ZM234 263H233V264H234ZM246 263H247V262H246ZM255 263H254V264H255ZM260 263H261V261H260ZM116 264H118V262H117ZM119 264H120V261H119ZM128 264H129V263H128ZM134 264H135V263H134ZM136 264H137V263H136ZM147 264H148V263H147ZM152 264H153V263H152ZM161 264H162V263H161ZM165 264H166V263H165ZM174 264H176V263H174ZM211 264H212V262H211ZM247 264H249V263H247ZM250 264H251V262H250ZM252 264H253V263H252ZM262 264H263V263H262Z\"/></svg>","mask_w":264,"mask_h":264}]
</instances>
